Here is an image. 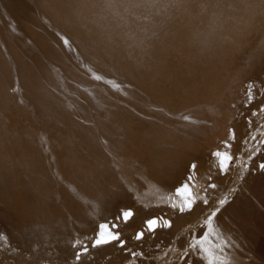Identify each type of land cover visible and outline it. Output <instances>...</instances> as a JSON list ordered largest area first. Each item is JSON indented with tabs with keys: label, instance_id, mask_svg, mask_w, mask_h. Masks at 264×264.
I'll use <instances>...</instances> for the list:
<instances>
[{
	"label": "rangeland",
	"instance_id": "1",
	"mask_svg": "<svg viewBox=\"0 0 264 264\" xmlns=\"http://www.w3.org/2000/svg\"><path fill=\"white\" fill-rule=\"evenodd\" d=\"M4 1H5V4H8L9 2H10L9 4H11V5L8 4L11 7V9L8 7L10 10L9 12H7L8 11L7 8L5 9ZM38 1L40 3L42 1V4H44V3L45 4L43 6H41V4L37 5V4H39V3H37ZM38 1L35 0L36 3H34L33 0H31V1H28V0L23 1L22 0V2H21V0H19V1L18 0L17 1L0 0V8H1L0 11L2 9H5V10L1 11L2 16L0 13V19L2 18L0 20V33H1L0 37H2V39L0 40V53H1L0 54V87L2 88V90H0L1 91L0 97L2 96L1 99L3 102V106L1 105L2 108L0 106V113L3 114L5 117L4 118L2 115H0V119L1 118L4 119V120L2 119L3 121L0 120V126H2L1 129L4 128V132L6 131L9 134L13 133V135L10 134L11 137H14L15 132H17L16 133L17 137H19V135H20V134L18 135V133H22L21 134L22 137H20V138L24 139L23 140L24 143H26L27 141L29 143L30 142L29 140H31V139L32 140L30 143H32L33 138H34V140H35L34 143H37V145H35V146H38L39 143L37 142V140L40 139L39 145L42 148L40 147L41 151L39 152V154L41 152L42 153L45 152L46 155L48 154V157L50 156L49 157L50 159L52 158V161H55V160L57 161V156L59 155L60 151L63 150V148H64V150H65V148H68L64 152H67L66 154L67 155L69 154V157H68V161H66L67 155H65V153L62 154L63 152L60 154V157L64 156V158L66 159V160H64L61 157L62 158L61 161L62 160L66 161V165H65V166H67L66 168L64 167V165L62 166V164H61L62 162H63V164H65L64 161L61 162L59 159H58L59 161H57L58 164H55V166H45V164H46L45 161L47 163L51 162V161L49 159L45 160V158H47V157H45L46 156L45 154H42L41 157L43 155L45 157V158L44 157L41 158L42 160L43 159L45 160L42 162L43 163L42 165H44V166H42V165L39 166L40 163L36 164L38 162H35V167H36V165H38L37 166L38 168L39 167L42 168V169L39 168L40 170H43V167L44 168L46 167L45 169H47V167H49V168L52 167L53 170H50L49 168H48V170L54 171L56 173V174H54V173L51 174L49 171L50 174L47 175L48 171L45 172L46 170L45 171L43 170L46 174L45 175L43 173V171L40 172L39 169H37L38 172H40V174H39L40 176H42V174H43V176H45V177L42 176L43 179L45 178L44 179L45 181H44L42 179V177H40L38 175V172L35 171L36 168L33 167L34 166L33 161H37V160L42 161L41 159L39 160V159L35 158L36 156L37 157L39 156L37 154L38 153L37 149L35 152L30 153L32 151L31 148L35 147L34 144H31L32 147H30V143L29 144L27 143L24 146V149H25V147L27 148L26 154L27 153L31 154V155L33 153H34V155L36 154L34 158H32L33 155H32V157L29 155L30 157H28V158L25 157V155H24L25 158H23V159L24 160L26 159L25 161L27 163L30 162V164H32V165H30V169L34 168V170H30L28 168L29 164H27L28 165L27 170L29 169L27 171L28 172L27 173L23 170V167L25 169L26 165L24 164L25 166H23V165L21 166V164H20L23 159L20 160V158H18L20 160L19 161L18 159L15 158V156L17 154L21 155L20 157H23V153H25L24 152L25 150L22 148L23 143L21 145H20V142H19V144H17L18 139H14L17 137L15 136L12 139L11 137L8 136L9 134H7V135L5 134L6 132L4 133V136L3 135L1 136V139H2L1 144L6 145L5 142L8 143V145H6V146L4 145L7 148L9 147V149L7 150L8 153L10 152V148H13V150L11 149L12 151L10 152L11 154L9 153V155L11 157V155L13 154L15 159H12V160H18V162H20L19 163L20 166H19V164L17 165V163H18L17 161H15L16 162V165H15L13 163L14 161L10 160L11 158L9 157V155H7L6 149L3 148V145H1L0 146L1 147L0 148V154H1V151L2 152L6 151L5 153L8 156L7 157L8 162H7V159H5L6 157H3V155L4 156H6V155L4 153H3V155L1 154L2 157H0V158H2V159L4 158L5 160L4 159L3 160L6 162L1 160L2 161V163H1V161H0V182H1L0 183V264H39V263L42 264V262L43 263L45 262L46 264H207V263L211 264L212 261L214 262V260H216L217 258H219V260L217 259V262L218 261L219 262H225L226 264H232L233 262H234L233 264H264V132H263L264 131V128H263L264 127V42H262V41H264L263 40L264 39V36H263L264 35V27L263 26L264 25L260 27V29H259L260 31H258V28H259L258 27L257 30H254L252 32V33L255 32L253 36L251 35L252 40L251 39L248 40L247 45L245 44L244 49L238 53L239 56L236 57L237 61L236 62L233 61V63L235 62V64H233V63H232L233 65L229 64L230 68L233 66V68H232L233 70L231 69L230 73H228L230 68L227 67L228 70H227V72L224 73L225 76L223 75L225 78L223 77V80H222L223 81L222 83L225 82V84H221L220 87L217 88V91H213L214 93L213 92H211V93L205 92V87L202 88L203 85H202V87H200L198 85V88L200 87L203 90L202 89L198 90L195 88V90H196L195 91L194 88H192L193 91H195V92H197V90H198V92H200V90H201L203 93H201V92L200 93H201V95L204 94L203 97L201 98L200 93H199V95L197 94L198 97H197V95L195 97H193V99L195 101L197 99L196 102H193L194 100L192 99V101H186L187 103L184 102L182 104V106H181V104H179L180 107L179 106L177 107L178 110L176 111L175 110L176 108L174 109V111L177 112L176 114H178V115L171 114V112L173 111L171 108H169V110H168L167 107L165 109V107H161L160 105H156L155 109L157 110V112L160 111L165 116L164 118H161V117H163V115L158 116L159 115L158 114V115L153 116V114L148 113L147 109L154 107V105H152L149 102H147V104H146V101H144L145 99L142 101V99L144 98L143 97L144 92H141V95H142L141 98L142 99L137 97V95H135L136 88H138L139 85L142 84V81L138 82L137 79H134L135 80L134 81L132 79H129V77L123 78L122 76L117 75L118 73H115L116 72L115 68H110V67H107L105 65H102V64H104V63H102L103 59L105 62H107L106 58L108 60H110V56L112 58L113 57L112 55L119 54V51H118L119 45L115 43L116 42L115 40H119V39H117V37L112 38L114 36V34H116V36H117L118 33H121V32H125V33H123L125 35H128L129 33H131V31H129V30H127V33H126V31H124L125 29H123V28L121 29L120 25H117L120 28H118L116 26L118 33H117V31L115 33V31L113 29V27L115 28L114 25H116L118 22H120L119 24H121V26L123 23V25L125 27H127L126 25H129L131 22H133V24H130L129 26H132L135 24V26L141 27L142 25H144L147 22H151V24H153L152 20L149 21L150 18L148 16H142V17H138V18L136 17L135 18L132 14L126 13L124 16V17H126V19L124 17H122V19L120 18L122 21L116 20V22H117L116 24H114V23H113L114 25L111 24V27L112 26L113 27L111 28V34L109 36V33H107V35H105L103 33L105 31L106 32L109 31L107 26H108V24L111 23V21L108 20V18H107L108 16H106V18L103 16L104 19L102 18V16L98 19L93 18L94 17V15H93L94 11L100 10L99 7H102V4L99 3V0L95 1L94 3L91 2V5L75 4L74 2H71L72 4L69 3V4H61L60 5L59 4L60 2L53 3V2H55V0H50V2H49V0H47V1L46 0H38ZM11 2H13V3L19 2L18 3L19 5L16 3L15 6H13V3H11ZM27 3H29L28 4L29 6L27 5ZM32 4H34V5L36 4L37 6H39L40 9H38L36 6L35 7L40 11L39 13L41 15H43V14L44 15L43 16L38 15V13H37L38 10L37 11L35 10L36 11L35 12L34 11L35 8L33 9L34 5H32ZM57 4H59V5H57ZM105 4L109 7V3H105ZM16 5H18V6H16ZM106 5H104L102 8H107ZM19 6H24V7L28 6V8H26V9H28V11L24 10L27 13H24V11L22 9H20ZM60 6H61V8H60ZM64 6H66V7H64ZM15 7H17L18 10L20 9L19 10L20 12L16 13V16L19 19L22 18V20L20 19V21H22L21 25L24 24L22 27H25L24 29L27 30V33L25 32V35H24V33H23V35L21 33L20 34L18 33V32H22L23 30L21 31L20 28H18V26H16V24H15L16 22L14 21V19L11 18L12 15H10V13H13V12H11V10H12V8L16 9ZM24 7H23V9H25ZM72 7H76V8H72ZM47 8H49V9L51 8V9L49 10ZM43 9H44V11H43ZM51 10H54V11H51ZM63 10L67 11V14L66 13L63 14L64 13ZM45 11H48V12H45ZM21 12L24 14L19 15V13H21ZM69 12L72 15L70 14V16H67V15H69L68 14ZM4 13H5V15H4ZM26 14H27V16H25ZM51 14L53 16H51ZM46 15H48V16L46 17ZM63 15H65V16H63ZM3 16H6V18L5 17L3 18ZM8 16L10 17L9 19H8ZM28 16L31 17L32 21L29 19ZM23 17H26L27 20ZM41 17H43V19L46 18L49 23H47V21L45 20L46 21V24H45L44 20H42ZM65 17H66V19H65ZM127 18L130 19L128 21V22H130L129 24L127 22ZM10 19H13V20H10ZM52 19H53V21H52ZM62 19H64V20H62ZM94 19H95V21L96 20H99V21L98 22L94 21V23H93ZM49 20L52 21L51 22L52 24L48 26V24H50ZM89 20H90V22H88ZM111 20H112V18H111ZM123 20L127 24H124ZM146 20H147V22H146ZM11 21H12V23L13 22H15V23L12 24ZM42 21L44 22L45 26L43 25ZM58 21L60 24L57 23ZM62 21H64V23ZM91 21H92V23H91ZM100 21H103V22H100ZM106 21L109 23L107 24ZM113 21L115 22L114 19H113ZM35 23H36V25H35ZM61 23H62V25H61ZM100 23H102V24H100ZM1 24H3V25H1ZM14 24H15V26H13ZM58 24L60 26V29H59ZM66 24L68 25V27H65V26H67ZM46 25H47V27H46ZM5 26H7L6 27L7 29L5 28ZM8 26L10 29L8 28ZM27 26H29V28ZM75 26L78 28V30H83V29L85 30V27H86V30L83 33L85 35L78 37V40L79 39L81 40V38H82L83 48L86 47L91 42L92 43L97 42L96 38H98V35L100 36L103 33L102 43L104 41V43H106V44L103 43L102 46H106L108 48L107 49L104 47L107 50L106 51L107 53L109 52V50L113 49L114 45L116 44L115 49L111 50L110 51L111 53L109 52V54H112V55L109 56V54H108L107 57L105 56L106 58L105 57L103 58L102 57L103 54H101V52L105 51L104 48H103V50H101V52H99V53L93 52L92 54H94V53L95 54L90 55L91 53L89 51H94L93 49H95L96 46H95V48H91V49L86 48V50H84L85 48L84 49L83 48H77L75 46H73V48H70V47H72V45H70L68 47L66 44L67 43L66 36H69L70 31L72 30V28L74 30ZM93 26H94V28H93ZM96 26H98V27H96ZM49 27L53 28V30L55 29V31L58 29V32L57 31L56 32L59 33L61 37H59V39L55 38V37H58L59 34L57 36L56 32L52 33L53 30H51ZM61 27L63 28V30L65 29L66 31L65 30L63 31L61 29ZM154 27H156V23L153 24V28ZM46 28L48 30H46ZM90 28H91V30H90ZM95 28L97 30H95ZM13 29H16L17 32ZM49 29H50V31H49ZM112 29H113V31H112ZM118 29H120L121 32H119ZM12 30H13L12 34L13 35L15 34L14 38L12 37L13 35L10 36V32ZM67 30H69V31H67ZM73 30H72V32H73ZM14 31H15V33H14ZM60 31H61V33H60ZM256 31H258L257 33L259 34V36L256 33ZM94 32L96 34H94ZM113 32H114V34H112ZM50 34L56 35V36L54 35V39ZM74 34H75V30H74ZM86 34H87V36H86ZM89 35H91L92 37H90ZM104 35L106 37H108V38H106L107 40L106 39L104 40V38H105ZM120 35L122 37L126 38V36L125 35L123 36L122 33ZM130 35H128V36H130ZM15 36H16V38H15ZM48 36H49V38H48ZM62 36H64V37H62ZM27 37L28 38L31 37L30 39H32V40H30V39L28 40ZM87 37H89V39ZM110 37H111V40H109V42L110 41L111 42L110 43L105 42V41H108V39H110ZM122 37L120 38V36H119L120 39H123ZM5 38H6V40H5ZM41 38H43V39L41 40ZM51 38H52V40H51ZM60 38H62L63 40ZM90 38L95 39V40L93 41ZM154 38H156L155 41L161 40V37L158 36V34ZM261 38H263V39H261ZM19 39H21V41ZM100 39H102V38L99 37V40ZM259 39H261L262 41L259 42L260 41ZM2 40L5 42V44L4 43L3 44L6 46V48L8 47L7 49L5 48V46H3L2 42H1ZM57 40H59L60 43L62 42L64 44L59 45V41L57 42ZM86 40H87V42H84ZM112 40H114L115 42H113ZM18 41L23 42V44L18 42ZM6 42H8V43H6ZM38 42H39V44L42 43L41 46H43L44 44L46 45V46L44 45L43 47L40 46V50H41L40 52L43 53L45 57L41 53H38V50H36V48H35L36 46H38ZM72 42H74V41L72 40ZM82 42L80 41L81 44H82ZM98 42H99V46H98V50H99L102 46L100 47L101 41H98ZM255 42H256V44H255ZM33 43L35 44V46ZM24 44L26 46L25 47L26 49L21 48ZM258 44L261 47L258 46ZM64 45L66 46L65 48H67L68 50L63 48ZM110 46H111V48H110ZM258 47H260V48H258ZM44 48H45V51L47 49L46 52L44 51ZM74 48H76L78 50H76ZM12 49H14V50H12ZM72 49H74L75 52H73ZM247 49H248V51H247ZM5 50L8 51V53H6ZM66 50H67V52L72 50L71 53L73 52V53H75V55L78 54L75 56L73 53H72L73 54L72 55L69 52V56H73L70 58L74 62L76 59H77L76 62L80 59L79 62H77V66L79 64V67H80V64L82 62H86L85 63L86 66H84V64L82 63L81 69L79 67L76 68V65H75L76 63L74 64L72 62V60L69 59V57H66V56H68L67 52L65 53ZM83 50H84V52H81ZM96 50H97V48H96ZM116 50L118 52H115ZM119 50H121V49H119ZM9 51L11 53V56H7V54H10ZM53 51L54 52L56 51V52L54 53ZM77 51H80V52H77ZM28 52H29V54H28L29 57H27L26 56L27 54H25ZM86 52H89V54ZM48 53H50V55H48ZM52 53H54V54H52ZM120 53H121V51H120ZM23 54L25 55V57ZM51 54L54 55L55 58L57 56V58L55 59L54 57H52ZM106 54H104V55H106ZM87 55L89 57L92 56L91 58L94 57V59L96 56L100 57V55H102L101 57L103 59L100 57L101 59L99 60V57L98 58L96 57L98 64H100L99 62H101V65L103 67L105 66L109 70L112 69V71L108 70L109 73L105 71L107 74L103 70L104 75L113 74L112 75L113 77L116 75L118 77H120V78H118L119 81H121V78H122V80H125V83H123L124 81H121V83H123L122 85L125 86V89H123V90L125 93L127 92L126 93L127 96H130L132 98L126 97V94H124L122 92H121L122 93L121 94L119 91H118L119 92L118 93L119 98H118V96H114V94L117 95L116 94L117 91L114 92L115 91L114 88L116 86L118 87V90H120L122 88V86L120 87L121 84L118 83L119 81H118L117 77H114L115 79H113V78H110L111 76L109 75L110 77L107 76L108 77L107 78L103 74H101V75L104 76L105 78L101 77L100 72L102 73V71L99 70V68H102V69H105V68H103L102 66H100L98 64H95V63H97L95 61L96 59L95 60L92 59L94 61L91 60V62H94V63H92L93 65H98L95 67H99L98 70L100 72L96 71V73H92L95 70L94 69L95 67L92 65L94 70L91 69V66L89 65V64H91V62H88V60L84 58V56L86 57ZM156 55L157 54H154V56L152 55L151 57H149L150 59H148L147 63L150 61L152 62L153 61L152 59H154V62H155L154 57ZM30 56L33 59L30 58ZM35 56H37V57H35ZM48 56L50 59L46 58ZM79 56L80 57L82 56L81 58L83 61L81 60V58ZM88 56H87V58H88ZM10 57H11L12 62H13L12 58H14L15 62L17 63L16 64L17 69L12 68L14 62L12 63V65L10 62H8V61H10ZM58 57L60 59H58ZM61 58H62V60H64V64H61L62 62L59 63V61H62ZM91 58H88V59H91ZM67 59L69 62L70 61L71 62L70 63L67 62ZM84 59L86 61H84ZM55 60L56 61L59 60V61L56 62ZM80 61H82V62L80 63ZM87 62H88V64H87ZM3 63L5 65H3ZM50 63H52V64H50ZM53 63L55 65H53ZM56 63L59 64V66L61 64L63 69L65 68L66 71H68L69 68L74 70V71L72 72L69 70V73L68 72L66 73L65 69L62 70V68L59 67ZM71 63L74 65H71ZM213 63H215V62H213ZM236 63H237V65H236ZM48 64L50 66L52 65L51 67L55 70L58 68L59 71L57 70V72L56 71H55V73L53 72L54 75L50 76L51 72L54 70L52 68H50L51 71H49V68H48L49 65ZM217 64H219V63L217 62ZM220 64H222V63H220ZM56 66H58V67L56 68ZM66 66H67V68H66ZM87 66L88 67L90 66L89 67L90 69ZM221 66L218 65V68H220ZM224 66L225 65L223 62V67ZM14 67H15V64H14ZM37 67H38V70H37ZM73 67L76 68V71H75V68H73ZM83 67H87V68H84L86 72L82 70ZM112 67H115V65H113ZM223 67H221V68H223ZM113 69L115 70V72ZM16 70H17L16 73L19 74L18 75L19 77H16V78H18V79L20 78L19 81H20V84L22 85L23 88L21 86H18L17 83H15L16 78H14V77L17 76V75H15ZM60 70H62V72ZM81 70L83 73L79 72ZM46 71H48V73ZM63 71L66 73V75ZM89 71H90V73L93 74V76H92V74H90L91 76H89L88 78H91V79L93 78V80H94V78L99 79V80L95 79L96 81L94 80L96 82L95 84L93 81H92L93 83H91L90 82L91 80L89 79L91 86H88V85H90L89 83L84 84V82H82L83 79H85V77H87L89 75V73L87 75V72H89ZM40 72H44V73L40 74ZM45 72L47 75L45 74ZM59 72L62 73V75ZM77 72H79L81 74V78L78 76V75H80L79 73L77 75ZM57 73L59 75H55ZM2 74H3V78H2ZM36 74H37L38 78L36 76L34 77V75H36ZM44 74H45V76H47V78L44 77ZM67 74H69L71 77ZM75 74L77 76H75ZM83 74H85V76H83ZM198 74L200 75L201 73H198ZM39 75H40V77H43L44 79L46 78V80L47 79L50 80V82L46 81L42 78H41L42 79L41 80L39 78ZM63 75L66 77L69 76V77H67V79L69 78V81L63 77V79H65L66 82L68 81L67 83L64 80H62V78H60ZM72 75L75 77H73ZM95 75H96V77H95ZM195 75L197 76V73ZM230 76L232 78H230ZM34 78H35V80L36 79H38V80L35 81ZM50 78H52V79H50ZM53 78H55L57 80H61V81H58V84H57L56 80H55L56 82L52 81V80H54ZM58 78H60V79H58ZM71 78H73V80ZM74 78H76V79L78 78L80 80L79 81L77 79L79 81L78 83H83L84 86H82L81 84H76L77 80H74ZM88 78H86L84 81L85 82H86V80L88 81ZM106 78H107V80H106ZM226 78H229V79L227 80ZM224 79H226V80H224ZM4 80H6V82ZM39 80H41L42 82L40 81V83H39ZM70 80H72L74 82H71ZM115 80H117L118 82ZM131 80L134 82H132ZM146 80H148L149 82L152 81L151 79H150L151 81L149 79H146ZM146 80L143 81V84H144V82H146ZM153 80H155V79H153ZM7 81H8V83H7ZM97 81L98 82L100 81V85ZM108 81H110V82H108ZM112 81H115V84H116V82L118 84H116V86L114 87L115 84L114 85L110 84V83H112ZM126 81L128 82V84H130L129 86H132L130 89H129V86L127 85ZM129 81L132 83H130ZM46 82H48V84H51V82L52 83L55 82L56 85L54 84V86L53 85L48 86V84ZM104 82H107L110 86L112 85V87L108 88L109 86L107 85L108 86L107 87L106 86L107 83H104ZM62 83H65V86ZM73 83L76 85L74 86ZM102 83L105 84V86L108 89L113 88V90L111 89L112 91L110 90V92H109L108 89L102 88V87H105ZM30 84H32L33 86L31 85L32 86L31 87ZM66 84H69V85H66ZM132 84L135 85L136 87H134ZM136 84H138V85H136ZM12 85H13V88H15V87H17V88L21 87L22 88V89L20 88L21 91L20 90L18 91L16 89L14 90V92L18 91V93H20V94H18L17 92L15 93L16 94L15 96L17 98L26 96L28 99L23 98L22 100H25V101L27 100L26 103H31V101H32V103L27 106L26 103L22 104V102H25V101H22L21 98L18 100L15 96H13L14 93H13V90H11V89H13ZM57 85H59V86L61 85V86L60 87L58 86L59 88H57ZM62 85H63V87H62ZM85 85H87L88 87ZM55 86H56V93H55V88H54ZM126 86H128V88H127L128 91H125ZM37 87H39V88H37ZM49 87H51V88H49ZM86 87L89 89V91H91L92 95L95 94V96L90 95L89 94L90 92L86 90ZM47 88L49 90H52V92L47 91L48 90ZM61 88H63L64 90L63 89L59 90ZM95 88H97V90ZM133 88H134V90H133ZM37 89H39V91L42 90L41 91L42 95L39 91H38L39 96L37 95L38 94V92H36ZM78 89L82 90L84 93H82V91H79ZM22 90H24V92ZM72 90H74V91H72ZM123 90L121 89L120 91H123ZM218 90H220V92H218ZM71 92H72V94H71ZM99 92H100L101 97L98 98L96 96L97 95L100 96L98 94ZM111 92H114V94H111ZM2 93H4V94H2ZM8 93H10V97H9ZM50 93H52V94H50ZM54 93H55V95H54ZM85 93H86V96H85ZM87 93H88V95H87ZM96 93H97V95H96ZM11 94H12V96H11ZM17 94L21 95V96H17ZM22 94H24V95H22ZM214 94H216V96ZM52 95H54V96H52ZM104 95H106L107 98H105ZM133 95H135V96L133 97ZM55 96L56 97L58 96L56 103H54V101H56V98H54ZM62 96L66 97V98H64ZM210 96H212V97H210ZM12 97H15L16 99L12 98ZM29 97L32 98L31 101H30ZM39 97H41V98H39ZM69 97L74 98V99L76 97L77 98L74 100V99H69ZM120 97H122V98H120ZM135 97H136V99H134ZM63 98L65 100L66 99L67 100L65 101V100H63ZM87 98L88 99L90 98L89 101ZM125 98L127 99V101L128 100L129 101L127 102ZM137 98L140 99V100L138 99L139 102L137 101ZM199 98H200V100H202V99L203 100L200 101ZM12 99L13 100L15 99L16 101L17 100L20 101V103H21L20 109H19L20 103L17 101V103H19V105H18L16 103V101L15 100L13 101ZM38 99H39V101L43 102V103H41V106H39V108L37 107L40 103L38 101ZM48 99H49V101H48ZM50 99L52 102H50ZM9 100H10V102H9ZM71 100H73L74 102H72ZM79 100H81V101H79ZM131 100H133L134 103H139V104L135 105V104H133V102L132 103L130 102ZM35 101H37V102H35ZM58 101H60V102L58 103ZM33 102H34V104H33ZM62 102L65 104H67V102L68 103L72 102L73 105L75 106V108L72 107L73 106L72 103H71L72 106L70 104H68L69 106H71L70 108H66V105L64 104V106H63ZM79 102L81 104V107L79 106L80 105ZM189 102H191V103H189ZM214 102H215V104H214ZM225 102H226V105H225ZM228 102L232 105H230ZM36 103H37V106H36ZM44 103L47 104V106L46 105L45 106L47 107V109L49 108L48 110H50V112L52 110L54 111V112H51L48 120H50L51 115H53L52 120H50V121H53V120L56 121V119H58V121H56L57 123H55V121H54L55 125L52 122L49 123L50 121L49 122L47 121V116H49L48 114L50 112H47L48 110L46 109L45 106H43ZM52 103L55 105H59L60 106V107L58 106L59 109L61 107H63V108L58 110V107L55 105H52ZM74 103L75 104L77 103V105H75ZM82 103H84V107H83L84 109L82 108V105H83ZM218 103H220V104H218ZM0 104H2V103H0ZM9 104L11 105V107L9 108L7 106V108H6V105H9ZM24 104H26V106ZM121 104H124V105H121ZM189 104L192 106H190ZM32 105H34V106L32 107ZM204 105H205V108H204ZM233 105L235 107H233ZM4 106L7 109V112H6V110L5 111L3 110V113H2V109ZM29 106H31V107H29ZM35 106L38 109H36ZM141 106L144 107L143 110L141 109L142 108ZM226 106L228 107L227 108L228 110L230 108L229 111L227 109H225ZM40 107H43V108H41L42 112L39 110ZM44 107L46 109L45 110L46 113L45 112L43 113ZM129 107H131V108H129ZM79 108L82 109V110L80 109L81 112H79L80 110L78 111ZM121 108L123 109V111L121 110ZM136 108L137 109L140 108L142 110V112H141V110H139V109L137 110ZM21 109H22L23 113H22ZM17 110H19V112ZM72 110H74L75 113H76V111H78L79 114L82 115L83 117L80 116L78 113H76L78 115L77 116ZM126 110L129 111V113L127 112L128 115L126 113ZM134 110L136 112L139 111L140 113L139 112H137V113L132 112ZM145 110H147V111H145ZM184 110H186V111H184ZM197 110H199V112ZM225 110H226V112L228 111L229 113L227 114L226 112H224ZM8 111H9V113H8ZM57 111H58V113H57ZM59 111H67V113H68V111H69V113L71 111V114H69V113L68 114L63 113V114L68 116V117H66L64 115V117H66L67 119L68 118H69V120L72 119L71 121L74 122V125L71 124L70 122H67L66 121L67 119L65 120L64 117L62 116L63 114H61V112H59ZM190 111H193V112H190ZM210 111H211V113H210ZM124 112L126 113L125 115H123ZM181 112H183V113L180 114ZM188 112L192 113V115L195 117H192V115L189 114ZM194 112L196 114H194ZM35 113H38V115H39V113H43V114L39 115V117H41L42 120H40L38 115H36ZM52 113H55V114H52ZM144 113H146L147 116ZM185 113L187 115L189 114L190 116L189 115L187 116ZM223 113L224 114L226 113L225 115L227 118L224 116ZM5 114L8 115L9 120L7 119V115H5ZM83 114L87 115L88 117L87 116L85 117ZM90 114H92L91 117L94 115H98V116H96L97 118H95V116L92 117L95 119V120L93 119L95 121V123L92 122L93 121L92 118L89 117ZM142 114L145 115L146 117L143 116ZM179 114L181 116H179ZM208 114H210V115H208ZM9 115H11V116H9ZM150 115H152V118ZM184 115H185V117H184ZM54 116H56L57 118H55ZM69 116H72L71 119ZM149 116H150V118H149ZM218 116H220V117H218ZM261 116H263V119ZM78 117H80V119ZM104 117L108 120V122H109L108 124H107L106 119ZM158 117L161 118L163 123H162V121L159 120ZM213 117H215V118H213ZM18 118L21 120V122H22L21 118H23V122L19 123ZM76 118L78 121L82 120V123L80 122L81 126L78 123V121H76ZM102 118H103V120H102ZM153 118H155V119L153 120ZM203 118H206V121H208V122H206L205 120L202 121ZM212 118H213V121L210 120ZM218 118H219V121L217 120ZM229 118H230V120H229ZM249 118H251L252 121ZM12 119L14 121L16 120V122H18V128L21 131L15 130V129H17V126L15 128L11 127V126L17 125L16 122H14V124H13ZM43 119H46V120H43ZM62 119H64L65 122H67V123H64V125L68 124L67 127H66V125L64 126L65 129L66 128L72 129V127H74L72 130L75 132V136L73 135L74 132L72 130L69 131V129L66 130L65 133H61L62 131L64 132V129H62V127H63ZM104 119H105V122H102V121H104ZM192 119H193V121H192ZM260 119H261V121H260ZM99 120H102L101 121L102 123ZM156 120H158L157 123H156ZM198 120L200 122H198ZM222 120H224V121H222ZM240 120H242L243 122ZM8 121H11V122H8ZM41 121L45 122V123L43 124ZM46 121L48 122V124L46 123ZM59 121H61L62 124L58 123ZM121 121H122V123H121ZM217 121H218V123H217ZM146 122L149 123L148 125H153L151 123L155 122L157 124V126H154L151 128V126H148ZM168 122L172 125H170ZM204 122L207 124H205ZM212 122H214V123L212 124ZM239 122H241V123H239ZM11 123H12V125H11ZM83 123H84V125H89V128L87 126L86 129L89 131L90 134L92 133L91 135L87 133V130L82 125ZM103 123H104V125H103ZM197 123H202L203 126L200 125L202 128L199 127L197 125ZM237 123L240 125H238ZM243 123L244 124L247 123V124L243 125ZM249 123L250 124L252 123V125H250ZM59 124H60V126H59L60 128L54 127V126H58ZM70 124L73 126H71ZM92 124L93 125L96 124L94 126L97 127V130L94 126H93L94 128L92 127ZM111 124L113 125V127L111 126ZM140 124H143V125H141V127L143 126L144 129H140L141 128ZM194 124H196V125H194ZM220 124H222V125H220ZM30 125H34V126H30ZM102 125L104 127H107V128L109 126H111L112 129L109 128L110 130L109 131L107 130V132H108L107 133L104 131L105 128L101 127ZM138 125H139V127H138ZM180 125H181V127H180ZM8 126L10 128H12V130L14 128V132L13 131L11 132V129L8 130L7 129V128H9ZM39 126H40V128H39ZM167 126H169V127H167ZM190 126H192V127H190ZM218 126H219V129L221 128L220 130L218 129ZM30 127H31V129L29 130ZM46 127H48V128H46ZM51 127H54V128L51 129ZM75 127L78 129V132H76ZM91 127H92V129H94V131L96 130L95 131L96 133H94V131L91 129ZM184 127H186V129ZM204 127H206V128H204ZM246 127L248 128V130H246L247 129ZM257 127L260 129V131H259V129H257ZM21 128H23L24 131ZM114 128H116V131ZM150 128H151V130H149ZM261 128H263V129L261 130ZM6 129L10 132H8ZM45 129L47 132L45 131ZM54 129H59V130L61 129V131L58 132V135H56L57 132ZM90 129L93 132H90ZM100 129H102L105 133L100 132V131H102ZM179 129H181L182 132ZM207 129H210V130H207ZM222 129L225 131H222ZM146 130H147V132L145 133L144 131H146ZM186 130L190 131V132L187 133ZM196 130L198 132H196ZM1 131L3 133V130H1ZM41 131H42V133H40ZM67 131L70 132L72 136ZM79 131H80V134H79ZM123 131H124V134L127 133V134H125V136L123 135ZM150 131H152V134L150 133ZM165 131H168V132L165 133ZM169 131H170V133H169ZM28 132H30V134ZM31 132L35 135V137ZM35 132H37L38 136L36 135ZM43 132L46 135L48 134L46 136V138L48 137V140H49V137L53 136V134L56 138L60 135L59 137H61V139L60 138L57 139L59 148L62 146L61 147L62 149H60L59 153H57L59 150L58 146L55 147V144L53 145L54 147L51 146L49 144V141H47V139L45 138L44 135L40 136V134H43ZM54 132H56V133H54ZM262 132H263V134H262ZM156 133H159L162 135V137L160 136L161 140H160V137L155 138ZM238 133L240 134V136ZM65 134H67V137L69 136L70 138L65 139V136H66ZM101 134L104 137L106 136V138L104 140L101 139V138H103V136H100ZM110 134L114 136V138H115L114 142H113L114 139H112L113 137H111ZM128 134L130 136H132V135L133 136L130 137ZM149 134L152 137H148V136H150ZM261 134H262V136H261ZM76 135L78 136V138ZM88 135H90V136H88ZM92 135H93V137L98 135V137L96 136L94 139L92 137ZM144 135H146V136H144ZM188 135H190V136H188ZM195 135H196V137H195ZM212 135H217V136H212ZM24 136H25V138H23ZM27 136L28 137L30 136L31 138L29 137L28 138L29 140H27ZM54 136L52 137L54 139L51 138L53 140V143L57 142V140L55 139ZM108 136H110V137H108ZM122 136H123V139L121 138ZM141 136H143V138H141ZM225 136L227 137L226 139H225ZM236 136H238V138ZM91 137L94 139V142L92 141L93 139ZM107 137L110 138V140H112V142L110 140L107 141ZM163 137L165 138V142L163 141L164 140ZM211 137H213V139ZM20 138H19V140H22ZM63 138H64V144L66 143L65 146L61 145L63 143V141H62ZM98 138L101 141V143L104 146V149L106 151L101 150V148L103 149V147H101L102 145L101 146L99 145ZM153 138H155V140H154V142H151V140L153 141ZM162 138H163V140H162ZM234 138H236V139H234ZM247 138H248L249 142L246 141ZM251 138L252 139L255 138V139H253L254 141ZM9 139H12V140L9 141ZM42 139L47 141V142H45L43 140L44 145L42 143ZM89 139L93 143H90L91 141L89 142ZM117 139H119L118 142L116 141ZM216 139H217V141H216ZM14 140L15 141L17 140V143ZM52 140L50 142H52ZM72 140H73V143L71 142ZM105 140H106V142H105ZM85 141H86V143H85ZM161 141H163L164 143ZM251 141H252V143H251ZM9 142H11V143H9ZM69 142H71V143H69ZM104 142L106 144L108 143L107 144L108 146H106ZM166 142H168L169 145ZM235 142L236 143L239 142V143L236 144ZM12 143L15 147H13V145H11ZM67 143L71 144L73 147H71ZM188 143H190L189 147H188ZM95 144H97V146ZM176 144H179V145H176ZM242 144H243V146H242ZM247 144H249V145H247ZM10 145H11V147H10ZM26 145H28V147ZM90 145L92 148L90 147ZM173 145H176V146H173ZM183 145H184V147H183ZM250 145H251V147H250ZM19 146H21L22 150H20ZM48 146L49 147L51 146V147L48 148ZM74 146H76V147H74ZM94 146H96V147H94ZM185 146L188 148H186ZM223 146H225V147H223ZM16 147L19 150H16ZM29 147H30L31 151H29L30 149L28 150ZM107 147L108 148L110 147V148L108 149ZM164 147H165V151L163 152ZM2 148L5 150L3 151ZM51 148H53V149H51ZM55 148H58L56 150V153L54 151ZM75 148L79 152L76 154L77 155L76 157L74 156L75 154L73 155V152L72 153L70 152L72 150L76 151ZM79 148H81L82 150L81 149L79 150ZM112 148H113V150H112ZM159 148H160V150H159ZM251 148H252V150H254V152L251 150ZM95 149H97V150H95ZM155 149H156L157 153H156V151H154ZM15 150L17 152L13 153V151L15 152ZM27 150H28V152H27ZM67 150H70V151H67ZM248 150L251 151V152L249 151L250 153H252V152L253 153L250 155ZM18 151H19V153H20V151H23V153L21 152L22 154L21 153L19 154ZM81 151L84 153V155L86 154L85 151L88 152L89 155L93 152L96 154L98 153L99 155H97L96 159H86V160L80 161L81 157L83 156L82 154H80ZM69 152L71 153V155ZM103 152H104V154H103ZM158 152H160L162 154H160ZM178 152H179V154H178ZM105 153L107 154V156L105 155ZM100 154H101V156H100ZM214 154H217V155L215 156ZM222 154H225V155L228 154L226 156V161L224 159L220 160ZM240 154H243V155L240 156ZM245 154H247V155L245 156ZM239 156H240V158H239ZM29 158H31V160L32 159H35V160L28 162L27 160H30ZM54 158H56V159H54ZM58 158H59V156H58ZM70 158H73V159L70 160ZM211 158L214 160H212ZM243 158L244 159L246 158V159L243 160ZM248 158L250 159L249 161H248ZM208 159L210 161L212 160L213 162L211 161L212 163L209 164L208 162H210V161H208ZM262 159H263V161H260ZM24 160H23V163L25 162ZM69 160H70V162H69ZM201 160H203V161H201ZM242 160H243V162H242ZM56 161L53 163H57ZM11 162L14 165H12ZM67 162H69V164H67ZM217 162H218V164H217ZM5 163L7 165H5ZM8 164H9V167H8ZM49 164L51 165V163H48L47 165H49ZM10 165H12V166H10ZM57 165H58V167L61 166V167H59L62 170L60 172H63V170L65 171V169L71 168L72 171L74 170L73 171L74 173L71 174L72 171L69 172L70 169H68L69 171L65 172L67 175L63 172L65 174L64 175L63 173H60L58 171L60 169L56 168ZM6 166L9 169H5ZM18 166L21 169L20 171L21 172L23 171V174L27 173L26 174L27 177L25 175H23L22 173H19V175L17 174L18 180H16V178H13V177H16L15 176L16 172L19 171ZM72 166H74L75 169H73ZM96 166H97V169L95 171H93L92 173L91 172H88V173L85 172L87 167L95 168ZM105 166H106V168H105ZM79 167H82V168H79ZM236 167H237V170H236ZM17 168H18V170H17ZM80 169H82V170H80ZM218 169H220V170H218ZM204 170H206V171H204ZM2 171H4V172H2ZM29 171L30 172L34 171V174H36L35 172H37L36 176L38 175L37 177L38 178L40 177L41 179L37 180L38 178L35 175H33L32 173H30ZM75 171L78 173H75ZM81 171H83L86 176ZM200 171H203L204 173L203 172L200 173ZM219 171H222L221 174L219 173ZM80 173L82 175H80ZM234 173H236V175H234ZM28 174H30V176H28ZM60 174L63 177L60 176ZM75 174H77V175H75ZM141 174H143L144 176H142ZM199 174H200V176H199ZM237 174H239V175H237ZM72 175H74L72 178L69 177ZM23 176H25L27 179L29 178L27 181V184L25 181H23L24 179L26 180V178ZM46 176L48 177L47 181H46ZM75 176H76V178H75ZM82 176L84 179H81ZM123 176H124V178H123ZM235 176L236 177L238 176L237 179L235 178ZM30 177H33L32 178L33 181L30 179ZM125 177H126V180H124ZM200 177L202 179L204 178V181ZM20 178H22V179L20 180ZM146 178H148V180ZM242 179H243V181H242ZM30 180L33 182V184H32V182H30ZM36 180H37V182H35ZM82 180H85V181L83 182ZM149 180H152L151 183H154V185L151 184V185H153V187L150 184H148L150 186V187H148L147 181H149ZM199 180L201 182H198ZM38 181H40L42 183L41 187H45L43 185L44 184L43 182H45V185L47 182L49 183L50 186L48 185L47 187H45L47 191H45V190H44V192L42 191L43 189L39 187V185L41 183ZM128 181H131L133 183V184H131V182H129L132 186L133 185L135 186V184H136L137 186H135V187L137 189H139L138 190L139 192L135 193V191H133V193H134L133 194L131 191V190H133V187L131 188L130 185L127 184ZM145 181H146V183H145ZM12 182L14 184H10ZM21 182L25 186L23 185V187H22ZM86 182L87 183L90 182V183H89V185L85 184V186H84L83 184ZM186 182L190 183V184H187ZM241 182L242 183L244 182V183L242 184ZM35 183L37 185H35V187H34ZM245 183H246V188H250V189L244 188ZM145 184H146V187H145ZM180 184H182V185L185 184L189 187L191 186L192 192L195 193V195H196V197H195L196 201L193 203H190V204H193V206L188 205L186 202L183 203L184 201L183 200L181 201L179 199V198H181V196H178V195H180L181 193L178 192L179 190H176V189L182 188V185H180ZM156 185H158V186H156ZM192 185L194 188L192 187ZM26 186H30V187L26 188ZM178 186H181V187H178ZM151 187H152V190H151ZM154 187L159 189L155 193L158 194L157 192H159V197L161 196L159 198L160 200L157 199L158 195L155 194L156 195V197H155V195L153 193ZM162 187H164V188H162ZM35 188L37 190H35ZM49 188H50V190H49ZM23 189L26 190V193L24 192ZM137 189H136V191H137ZM140 189L141 190L144 189V191L146 190L145 191L146 193L143 191L146 195ZM22 190H23V192H22ZM39 190L41 192H39ZM147 190H149V192L152 193L154 197L152 196V194L149 195ZM155 190H157V189H155ZM35 191H37V193ZM140 191L142 192L143 195L148 196L149 199L152 197L150 199L151 202H149L150 200H148L147 199L148 197L146 198L145 196L144 197L146 200L144 201V198L142 197L143 195L140 194ZM163 191H164V193H162ZM175 191H176V193H178L177 195H176ZM48 192L50 193V195H48ZM168 192H169V197H171V198L168 199V197H166L167 199H165V200H166V202L168 201V203H166L163 201L165 197L162 198V195L167 196ZM161 193H162V195H161ZM42 194H43V197H42ZM136 194H137V197H138V195H140L143 198L142 200H139V203H141V206L137 202V200L141 199V197L139 196V198L136 199V197H135ZM5 195H6V197H5ZM10 195L12 197H14L13 200H12ZM46 196L49 200L47 198H45ZM174 196L178 197V199H177V197H176V199H177L179 204L181 201L180 205L179 204L177 205V202L175 201L176 199L174 201H172ZM38 197L40 198L39 200H38ZM42 198H43V201L45 199L48 201H44L45 203H43ZM155 198H156V200H154ZM52 200L55 202H52ZM147 200H148V202H146ZM140 201H142V202H140ZM169 201H172V203H170ZM33 202H34L35 206L31 205V204H33ZM174 202H176V203H174ZM40 203H41V206H40L41 209L36 207V206L40 205ZM57 203L59 206L57 205ZM184 204H187V205L185 206ZM31 206H33V207H31ZM187 206H189L191 208H188ZM196 206L199 208H197V210L195 211L194 209ZM131 207L134 208L133 209L134 211L132 212L131 216L128 218H124V216H123L124 211L128 210V209H132ZM183 207H185V208H183ZM31 208L34 210H32ZM35 208L38 210L40 209L41 211L36 212L37 210ZM45 209H47V212L48 213L50 212V213L43 215V214H45L43 212H46V211H44ZM52 209L55 211H53ZM122 216H123V218H122ZM151 216H157L160 220V224L157 225L156 227H148L147 226V219ZM195 216H197V217H195ZM175 217L178 218V219L176 218V221H175ZM167 218L170 219L171 222L167 223ZM193 218H194V221H192ZM202 218H203V220H202ZM213 220H216L217 223L218 222L220 223V221H221L220 225L221 224L222 225L220 227L218 226V228H217L216 224H214L215 221L213 222ZM172 221L175 223L177 222L175 224L176 226L174 225V228L172 227V225L174 224ZM204 221H205V223L206 222L207 223L206 224L203 223ZM107 222L110 225V227L114 231H116V233H117L116 239L112 243L110 242V243H105V244L100 245L99 241H97V236H99L100 229H101L100 227L102 226V224L107 223ZM208 223L209 224L211 223L210 224L211 226H209ZM219 223L217 225H219ZM173 229H175L176 231ZM142 230H143V234L138 235V233ZM210 230H212V231L210 232ZM225 234H227V235H225ZM224 235H225V237H224ZM228 237H230L231 239ZM212 238L215 240H212ZM218 238H219V240H218ZM226 238L228 240H230L229 242L227 241L225 244L226 249H227V251L229 250L228 252L233 253L234 257L233 256L230 257V255H232L230 253H229L230 255L229 254H223V256H220V254L218 253L220 251H221L220 253H222V251L224 253L227 252V251L226 252L224 251V249H223V248H225L224 242H222V240L225 241L224 239H226ZM233 239L236 242L235 244L233 242ZM202 242H204V244ZM227 243H230V244H227ZM106 244H108L109 246H104ZM219 244H220V247L222 245V247H223V248L221 247L222 250L219 248ZM204 245H206V246H204ZM213 245H214V248H213ZM230 245H232V246L230 247ZM236 245H237V248L235 247ZM215 246H216V250H215L216 252L211 253V251H213V249H215ZM233 246L236 249H234ZM206 248L207 249L209 248L211 250H209V249L206 250ZM218 249H219V251H218ZM203 251L204 252L206 251V253H204ZM238 251H240V252H238ZM228 256H229V258H228ZM232 257L234 259L236 258L237 260H234ZM214 258H216V259H214ZM230 258H231V260H230ZM39 259L41 260V262L39 261ZM212 259H214V260H212ZM61 260H63V261H61ZM213 264H216V263H213Z\"/></svg>",
	"mask_w": 264,
	"mask_h": 264
},
{
	"label": "bare ground",
	"instance_id": "2",
	"mask_svg": "<svg viewBox=\"0 0 264 264\" xmlns=\"http://www.w3.org/2000/svg\"><path fill=\"white\" fill-rule=\"evenodd\" d=\"M14 1H17V0H14ZM19 1V0H18ZM24 1V0H23ZM27 1V0H26ZM28 1H31V0H28ZM34 1V3H36L35 2V0H33ZM36 1H38V0H36ZM47 1V0H46ZM95 1H98V0H55V2H53V3H58V2H60L59 4L61 5V4H69V3H71V2H74L75 4H85V5H91V2H95ZM21 2H22V0H21ZM49 2H50V0H49ZM62 2V3H61ZM10 3V2H9ZM8 3V4H9ZM11 3H13V2H11ZM17 2H15V3H13V6H15V4H16ZM19 3V2H18ZM17 3V4H18ZM30 3V2H29ZM29 3H27V5L29 4ZM32 3V2H31ZM37 3H39V4H37V5H40L41 4V6H43L44 4H42V1H41V3L38 1ZM99 3L100 4H102V7L104 6V5H106L105 3H109V7L107 6V8H102V7H99V9L100 10H96V11H94V13H93V15H94V17L93 18H96V19H98V18H100L101 16H102V18H103V16L106 18V16H108L107 18H108V20L109 21H111V23L110 24H108L109 22H107L106 21V23L108 24V30L110 31H108V32H106L105 30V32H103L105 35H107V33H109V36H110V34H111V28L113 27H111V24H116L117 22H116V20H120V21H122L121 19H122V17H124L125 16V14L126 13H128V14H132L135 18L137 17H142V16H148L149 18H150V20L149 21H151L152 20V23L153 24H155L156 23V27H154L153 28V24H151V22H147V20H146V22L147 23H145L144 25H142L141 27L140 26H135V24L134 25H132V26H129L130 24H133V22H128L130 19H128L127 18V22H128V24L129 25H126L127 27H125L124 25H123V23H122V26H121V24H119L120 22H118L116 25H114L115 26V28L113 27V29H114V31H115V33H116V31H117V29H116V26L117 25H120V27H121V29L123 28V29H125L124 31H126V33H127V30H129V31H131V33H129L128 35H130V36H128V35H125V34H123V33H125V32H121L120 31V29H118L119 30V32H121L122 33V35L124 36H126V38H124V37H122L120 34L121 33H118V31H117V33H118V35L116 36V34H114V32L112 33V34H114V36L112 37V38H114V37H117V39H119V40H112L113 42H115L116 44H118L119 45V49H121V50H119L118 49V51H119V54H114V55H112V54H109V52L111 51V50H113V49H115V45H114V47H113V49H111V50H109V52L107 53L106 51V49L105 48H107L106 46H102L103 45V43H104V41H103V43H102V40H103V37H102V35H103V33L99 36L98 35V38H96L97 40V42H94V43H87L88 45L86 46V47H84L83 48V42H82V38H81V42H82V44L80 43V41L78 40V37L79 36H82V35H85V34H83L84 33V31L86 30V27H85V30L83 29V30H78V28L75 26V34H74V30H73V28H72V30H73V32H72V30L70 31V33H69V36H66V40H67V46L69 47L70 45H72V47H70V48H73V46H75V47H77V48H83L84 50H86V48L87 49H91V48H95V46H96V48H97V50H96V48L95 49H93L94 51H89L91 54L90 55H94L96 52H101V50H103V48L105 49V51L102 53L101 52V54H103V56L102 55H100V57L102 56L103 58L106 56H108V54H109V56L110 55H112L113 57L111 58V56H110V60H108L106 57V61L107 62H105L104 61V59H103V61H102V63H104V64H102V65H105V66H107V67H110V68H115L116 69V72H115V70H114V72L115 73H118L117 75H119V76H122L123 78H125V77H129V79H132V80H134V79H137V81L138 82H140V81H142V84L141 85H139V87L138 88H136V92H135V95H137V97H139V98H141L142 97V95H141V92H144V94H143V99H142V101L144 100V101H146V104H147V102H149V103H151L152 105H154V107H151V108H149V109H147L148 110V113H150V114H153V116L154 115H158V116H161V115H163L160 111L159 112H157V110L155 109V106L156 105H160L161 107H165V109H166V107H167V109L169 110V108H171L172 110V112H171V114H176L177 112H175L174 111V109L177 111L178 110V106H179V104H181V106H182V104L184 103V102H186V101H192V99H193V97H195L197 94L199 95V93L201 92V93H203L201 90H200V92H198V90L199 89H202V88H204L205 87V92H209V93H211V92H213V91H217V88L218 87H220V85L221 84H225V82L224 83H222L223 81V77L225 76L224 75V73L225 72H227V70H228V68L227 67H229V64H232L233 63V61H237L236 60V57L237 56H239V52H241L243 49H244V47H245V44L247 45V41L248 40H250L251 39V35L253 36L254 35V33H252L254 30H257V28H258V31H260L259 29H260V27L261 26H263L264 25V0H99ZM5 4V1H4V5H5V9L7 8V12H9L10 10H9V8L11 9V7L9 6V5H11V4ZM59 4H57V5H59ZM72 4V3H71ZM2 5V4H1ZM19 5V4H18ZM18 5H16V6H18ZM26 5V4H25ZM32 5H34V4H32ZM36 4L33 6V9H34V11L36 10H38V9H40L39 8V6H37ZM48 5V4H47ZM29 6V5H28ZM28 6L27 7H24V6H19V8L20 9H22L23 11L24 10H27L28 11V9H26V8H28ZM38 8H36V7ZM78 6V5H77ZM96 6V5H95ZM9 7V8H8ZM23 7L25 8V9H23ZM59 7V6H58ZM64 7H66V6H64ZM16 9H13L12 8V10H11V12H13V13H10V15H12V17L11 18H13L14 19V21L16 22H13V23H15L16 24V26H18V28H20V30L22 31V32H18L19 34L21 33L22 35H23V33H24V35H25V32L27 33V30L26 29H24L25 27H22L24 24H22L21 25V22L22 21H20V19L22 20V18H18L17 16H16V13H18V12H20L19 10H18V8L17 7H15ZM43 8V7H42ZM45 8V7H44ZM60 8H61V6H60ZM63 8V7H62ZM72 8H76V7H72ZM1 9V8H0ZM5 9H2V10H5ZM47 9H49V8H47ZM46 9V10H47ZM51 9V8H50ZM49 9V10H50ZM58 9V8H57ZM65 9V8H64ZM70 9V8H69ZM1 10V11H2ZM30 10V9H29ZM48 10V11H49ZM62 10V9H61ZM74 10V9H73ZM80 10V9H79ZM89 10V9H88ZM95 10V9H94ZM104 10V11H103ZM1 11H0V13H1ZM16 11V12H15ZM35 11V12H36ZM43 11H44V9H43ZM48 11H45V12H48ZM51 11H54V10H51ZM50 11V12H51ZM60 11V10H59ZM58 11V12H59ZM64 11V13L63 14H67V11H65V10H63ZM4 12V11H3ZM6 12V13H7ZM40 11L38 10L37 11V13H38V15H40V16H43V15H41L40 13H39ZM57 12V11H56ZM75 12V11H74ZM85 12V11H84ZM87 12V11H86ZM24 13H27V12H25L24 11ZM24 13H19V15L20 14H24ZM55 13V12H54ZM9 14V13H8ZM60 14V13H59ZM69 15H67V16H70V12L68 13ZM74 14V13H73ZM4 15H5V13H4ZM18 15V14H17ZM72 15V14H71ZM1 16H2V13H1ZM25 16H27V14L25 15ZM48 15H46V17H47ZM51 16H53L52 14H51ZM63 16H65V15H63ZM6 18V16H3V18ZM29 17V16H28ZM45 17V16H44ZM56 17V16H55ZM58 17V16H57ZM88 17V16H87ZM132 17V16H131ZM10 17L8 16V19H9ZM23 18H25L26 20H27V18L26 17H23ZM42 18V20H44V22H45V24H46V21H47V19L46 18H44L43 19V17H41ZM51 18V17H50ZM54 18V17H53ZM63 18V17H62ZM111 18H112V20H111ZM121 18V19H120ZM125 19H126V17H124ZM134 18V19H135ZM2 19V18H1ZM0 19V20H1ZM13 19H10V20H13ZM29 19L31 20V17H29ZM55 19V18H54ZM57 19V18H56ZM65 19H66V17H65ZM104 19V18H103ZM113 19L115 20V22L113 21ZM142 19V18H141ZM25 20V21H26ZM29 20V21H30ZM46 20V21H45ZM51 20V19H50ZM49 20V21H50ZM62 20H64V19H62ZM32 21V20H31ZM30 21V22H31ZM52 21H53V19H52ZM52 21H50V24H48V26L49 25H51L52 23ZM55 21V20H54ZM57 21V20H56ZM60 21V20H59ZM59 21L57 22V23H59ZM66 21V20H65ZM94 21H95V19L93 20V23H94ZM97 22L99 21V20H96ZM95 21V22H96ZM7 22V21H6ZM29 22V23H30ZM34 22V21H33ZM43 22V21H42ZM44 22H43V25H44ZM63 23H64V21H62ZM85 22V21H84ZM88 22H90V20L88 21ZM100 22H103V21H100ZM123 22H124V24H127V23H125V21L123 20ZM135 22V21H134ZM2 23V22H1ZM11 23H12V21H11ZM12 23V24H13ZM47 23H49L48 21H47ZM54 23V22H53ZM67 23V22H66ZM91 23H92V21H91ZM140 23V22H139ZM15 24L13 25V26H15ZM32 24V23H31ZM56 24V23H55ZM54 24V25H55ZM60 24V23H59ZM59 24H58V26H59ZM74 24V23H73ZM88 24V23H87ZM100 24H102V23H100ZM99 24V25H100ZM138 24V23H137ZM1 25H3V24H1ZM34 25V24H33ZM35 25H36V23H35ZM61 25H62V23H61ZM67 25V24H66ZM94 25V24H93ZM152 25V26H151ZM45 26V25H44ZM71 26V25H70ZM87 26V25H86ZM91 26V25H90ZM7 26H5V28H6ZM28 28H29V26H27ZM46 27H47V25H46ZM63 27V26H62ZM61 27V29L63 30V28ZM65 27H68V25L67 26H65ZM83 27V26H82ZM89 27V26H88ZM96 27H98V26H96ZM118 28H120L119 26H117ZM264 27V26H263ZM8 28H9V26H8ZM50 28V27H49ZM71 28V27H70ZM93 28H94V26H93ZM105 28V27H104ZM7 29V28H6ZM10 29V28H9ZM32 29V28H31ZM34 29V28H33ZM39 29V28H38ZM51 30H53V28H50ZM50 29H49V31H50ZM59 29H60V26H59ZM67 29V28H66ZM82 29V28H81ZM113 29H112V31H113ZM13 30H15L16 31V29H13ZM13 30L10 32V36L11 35H13L12 34V32H13ZM46 30H48L47 28H46ZM45 30V31H46ZM65 30V29H64ZM63 30V31H64ZM70 30V29H69ZM69 30H67V31H69ZM90 30H91V28H90ZM95 30H97L96 28H95ZM10 31V30H9ZM15 31H14V33H15ZM43 31V30H42ZM57 32H58V29L56 30ZM55 31V29L53 30V32L52 33H54V32H56ZM66 31V30H65ZM258 31H256V33L258 32ZM263 31V30H262ZM261 31V32H262ZM17 32V31H16ZM56 32V33H57ZM88 32V31H87ZM97 32V31H96ZM34 33V32H33ZM46 33V32H45ZM50 33V32H49ZM60 33H61V31H60ZM91 33V32H90ZM93 33V32H92ZM263 33V32H262ZM1 34V33H0ZM30 34V33H29ZM28 34V35H29ZM35 34V33H34ZM58 34L59 33H57L56 35L58 36ZM67 34V33H66ZM94 34H96L95 32H94ZM158 34V36H160L161 37V40L160 41H155L156 40V38H154V37H156V35ZM258 34V33H257ZM15 35V34H14ZM14 35L12 36L13 38H14ZM21 35V36H22ZM27 35V34H26ZM33 35V34H32ZM46 35V34H45ZM52 37H53V39H54V35H52V34H50ZM55 35V36H56ZM93 35V34H92ZM104 35V40L106 39V38H108V37H106ZM41 36V35H40ZM65 36V35H64ZM64 36H62V37H64ZM86 36H87V34H86ZM90 37H92L91 35H89ZM119 36H120V38L122 37L123 39H120L119 38ZM128 36V37H127ZM258 36H259V34H258ZM264 36V35H263ZM8 37V36H7ZM59 37H61L60 36V34H59V36L58 37H55V38H58L59 39ZM99 37L100 38H102V39H100L99 40ZM111 37H110V39H108V41H105V42H109V40H111ZM15 38H16V36H15ZM18 38V37H17ZM28 38V37H27ZM31 38V37H30ZM30 38H28V40L30 39ZM48 38H49V36H48ZM88 39H89V37H87ZM94 38V37H93ZM2 39V37H0V40ZM35 39V38H34ZM43 38H41V40H42ZM45 39V38H44ZM60 39H62V38H60ZM65 39V38H64ZM74 41V42H72V40ZM91 39V38H90ZM261 39H263V38H261ZM261 39H259L260 41L259 42H261L262 40ZM5 40H6V38H5ZM20 41H21V39H19ZM30 40H32V39H30ZM40 40V41H41ZM51 40H52V38H51ZM63 40V39H62ZM91 40H95V39H91ZM107 40V39H106ZM252 40V39H251ZM264 40V39H263ZM17 41V40H16ZM20 41H18V42H20ZM39 41V42H40ZM59 40H57V42H58ZM98 41H101L100 43V51L98 50V46H99V42ZM2 42V44L4 43L5 44V42L2 40L1 41ZM29 42V41H28ZM39 42H38V46H36L35 48H36V50H38V53H41L40 51V46H41V44H39ZM55 42V41H54ZM65 42V41H64ZM84 42H87V40L86 41H84ZM89 42V41H88ZM111 42V41H110ZM109 42V43H110ZM251 42V41H250ZM262 42H264V41H262ZM6 43H8V42H6ZM20 43H22L23 44V42H20ZM32 43V42H31ZM56 43V42H55ZM3 44V46H5ZM34 44V43H33ZM62 45V44H64V43H60V41H59V45ZM65 44V45H66ZM86 44V43H85ZM91 44V45H90ZM104 44H106V43H104ZM255 44H256V42H255ZM19 45V44H18ZM37 45V44H36ZM45 45V44H44ZM43 45V46H44ZM64 45V49H67V48H65L66 46ZM113 45V44H112ZM111 45V46H112ZM117 45V46H118ZM251 45V44H250ZM24 46V47H23ZM21 48H23V49H26L25 47V44L23 45ZM34 46H35V44H34ZM43 46H41V47H43ZM46 46V45H45ZM51 46V45H50ZM58 46V45H57ZM108 46V45H107ZM111 46H110V48H111ZM258 46H260L259 44H258ZM121 47V48H120ZM249 47V46H248ZM261 47V46H260ZM260 47H258V48H260ZM4 48V47H3ZM5 48H6V46H5ZM4 48V49H5ZM8 48V47H7ZM6 48V49H7ZM62 48V49H63ZM252 48V47H251ZM63 49V50H64ZM74 49H76V48H74ZM74 49H72L73 50V52H75V50ZM108 49V48H107ZM12 50H14V49H12ZM54 50V49H53ZM68 50V49H67ZM67 50L65 51V53L67 52ZM72 50H70L69 52H70V54H72L71 53V51ZM76 50H78V49H76ZM82 50V49H81ZM84 50L83 51H81V52H84ZM252 50V49H251ZM3 51V50H2ZM6 51V50H5ZM28 51V50H27ZM44 51H45V48H44ZM46 51H47V49H46ZM45 51V52H46ZM59 51V50H58ZM57 51V52H58ZM117 50L115 51V52H118ZM120 51H121V53H120ZM247 51H248V49H247ZM4 52V51H3ZM2 52V53H3ZM24 52V51H23ZM54 52V51H53ZM56 52V51H55ZM54 52V53H55ZM69 52H67V55L68 56H66V57H69V59L70 60H72L70 57H73V56H69ZM77 52H80V51H77ZM76 52V53H77ZM89 52H86V53H88L89 54ZM93 52H95L94 54H92ZM114 52V51H113ZM6 53H8V51H6ZM9 53H10V51H9ZM54 53H52V54H54ZM107 53V54H106ZM111 53V52H110ZM1 54V53H0ZM5 54V53H4ZM21 54V53H20ZM25 54H27L26 56L27 57H29L28 56V54H29V52L28 53H25ZM43 56H44V54L43 53H41ZM51 54V55H52ZM74 55H75V53H73ZM72 54V55H73ZM84 54V53H83ZM104 54H106V55H104ZM154 54H157L154 58H155V62H154V59H152L153 61L151 62H148L147 63V61H148V59H150L149 57H151L152 55L154 56ZM247 54V53H246ZM245 54V55H246ZM24 55V54H23ZM32 55V54H31ZM48 55H50V53H48ZM64 55V54H63ZM76 55H78V54H76ZM75 55V56H76ZM243 55V54H242ZM7 56H11V53L10 54H7ZM62 56V55H61ZM64 56V57H65ZM74 56V57H75ZM88 56V55H87ZM87 56L85 57L84 56V58L85 59H87L88 60V62H91V60L92 59H94V57L93 58H91V57H89L88 56V58H91V59H88L87 58ZM20 57V56H19ZM24 57H25V55H24ZM35 57H37V56H35ZM45 57V56H44ZM52 57H54V55H52ZM65 57V58H66ZM80 57V56H79ZM82 57V56H81ZM80 57V58H81ZM97 57V56H96ZM96 57H95V59H96ZM99 57V56H98ZM97 57V58H98ZM99 57V60L101 59ZM30 58H32L31 56H30ZM39 58V57H38ZM46 58H49V56L48 57H46ZM55 58V57H54ZM56 58H57V56H56ZM55 58V59H56ZM77 58V57H76ZM75 58V59H76ZM153 58V57H152ZM240 58V57H239ZM13 59V62H14V64H15V67H14V64H13V66H12V68H16L17 69V63L15 62V60H14V58H12ZM25 59V58H24ZM33 59V58H32ZM50 59V58H49ZM48 59V60H49ZM58 59H60L59 57H58ZM79 59V58H78ZM84 59V61H86ZM94 59V60H95ZM43 60V59H42ZM41 60V61H42ZM54 60V59H53ZM61 60H62V58H61ZM77 60V59H76ZM76 60H75V62L72 60V62L76 65V68L77 67H79V64H78V66H77V62H79V60L76 62ZM81 60H82V58H81ZM94 60H92V61H94ZM217 60V61H216ZM7 61V60H6ZM34 61V60H33ZM52 61V60H51ZM50 61V62H51ZM56 61V60H55ZM59 60H57L56 62H58ZM83 61V60H82ZM82 61H80V63L82 62ZM96 62H97V59L95 60ZM8 62H10L11 63V65H12V60H11V57H10V61H8ZM53 62V61H52ZM60 62H62L61 64H64V60H62V61H59V63ZM67 62H69L68 61V59H67ZM71 62V61H70ZM69 62V63H70ZM88 62H87V64H88ZM213 62H215L216 64H217V62L219 63V64H215V63H213ZM223 62H224V67H223ZM235 62L233 63V64H235ZM5 63V62H4ZM3 63V65H5ZM83 64H84V66H86L85 65V63L86 62H82ZM81 63V64H82ZM92 63H94V62H91V64H89L90 66H91V69L92 70H94L92 73H96V71H98V72H100L99 70H101L102 71V73L100 72V75L101 74H103L104 75V73H103V70H104V72L106 71V72H108V68L107 67H103L102 65H101V62H99L100 64H98V62L97 63H95V64H98V65H100V66H102L103 68H105V69H102V68H99V67H95V66H98V65H93ZM220 63H222V64H220ZM8 64V63H7ZM37 64V63H36ZM50 64H52V63H50ZM57 64V63H56ZM61 64H60V66H59V64H57L59 67H61L62 68V70H64L63 69V67L61 66ZM67 64V63H66ZM74 64H72L71 63V65H74ZM81 64H80V69H81ZM232 64V65H233ZM41 65V64H40ZM49 65V64H48ZM53 65H55L54 63H53ZM70 65V66H71ZM92 65L95 67L94 69H93V67H92ZM113 65H115V67H112ZM218 65L219 66H221V67H223V68H218ZM236 65H237V63H236ZM8 66V65H7ZM43 66V65H42ZM46 66V65H45ZM52 66V65H51ZM50 65H49V71H51L50 70V68H52ZM58 66H56V68L58 67ZM69 66V65H68ZM83 66V65H82ZM89 66V67H90ZM40 67V66H39ZM88 67V66H87ZM87 67H83V71H85V69L84 68H87ZM88 67V68H89ZM32 68V67H31ZM55 68V67H54ZM66 68H67V66H66ZM73 68H75V67H73ZM76 68H75V71H76ZM97 68V69H96ZM98 68H99V70H98ZM230 68V67H229ZM233 68V66L230 68V70L228 71V73H230V71H231V69ZM33 69V68H32ZM47 69V68H46ZM53 69V68H52ZM79 69V70H80ZM90 69V68H89ZM13 70V69H12ZM25 70V69H24ZM37 70H38V67H37ZM54 71H52L51 72V74H50V76H53L54 75V73H55V71L57 72V70L59 71V69L57 68L56 70L55 69H53ZM62 70H60L61 72H62ZM69 70L70 71H74V70H72V69H70L69 68ZM69 70L68 71H66V69H65V72L67 73H69ZM82 70L81 71H79L80 73H83L82 72ZM233 70V69H232ZM22 71V70H21ZM42 71V70H41ZM78 71V70H77ZM88 71V70H87ZM90 71L89 72H87V75H88V73H89V75L87 76V77H85V79L86 78H88L89 76H91L90 74H92V73H90ZM109 71H112V69H110ZM14 72V71H13ZM17 72V70L15 71V73ZM47 73H48V71H46ZM46 72H45V74H46ZM54 72V73H53ZM64 72V71H63ZM64 72V73H65ZM71 72V73H72ZM79 72H77V75H78V73ZM86 72V71H85ZM84 72V73H85ZM105 72V73H106ZM113 72V73H114ZM43 74L44 72H40V74ZM60 73V72H59ZM66 73H65V75H66ZM79 73V74H80ZM109 73V72H108ZM197 73V76L195 75ZM198 73H201L200 75L198 74ZM227 73V74H228ZM45 74H44V77H46L47 78V76H45ZM61 75H62V73H60ZM74 74V73H73ZM107 74V73H106ZM6 75V74H5ZM14 75V74H13ZM15 75H17V76H15ZM14 76V78H16V77H19L18 75V73H16ZM47 75V74H46ZM55 75H59L58 73L57 74H55ZM67 75H69V74H67ZM76 74H75V76H77ZM99 75V74H98ZM99 75V76H100ZM110 74H108V75H104L105 77H110V78H113V79H115L114 77H117V79L118 78H120V77H118L117 75L116 76H112L113 74H111L110 76H109ZM224 75V76H223ZM234 75V74H233ZM37 77L38 78V76H37V74L36 75H34V77ZM70 76V75H69ZM69 76H67V77H69ZM73 76V75H72ZM75 76H73V77H75ZM80 78H81V74L80 75H78ZM83 76H85V74H83ZM82 76V77H83ZM92 76H93V74H92ZM104 76H102L101 75V77H104ZM160 76V77H159ZM228 76V75H227ZM5 77V76H4ZM63 77L65 78V79H67V77L66 76H61L60 78H62V80H64L65 81V79H63ZM71 77V76H70ZM95 77H96V75H95ZM104 77V78H105ZM107 77V78H108ZM192 77V78H191ZM2 78H3V74H2ZM9 78V77H8ZM39 78L41 79H44L43 77H40V75H39ZM46 78L44 79V80H46ZM56 78V77H55ZM55 78H53L54 80H52V81H55L57 84H58V81H61V80H57V79H55ZM60 78H58V79H60ZM100 78V77H99ZM107 78H106V80H107ZM225 78V77H224ZM230 78H232L231 76H230ZM234 78V77H233ZM20 79V78H19ZM19 79L18 78H16V82L15 83H17L18 84V86H21L22 87V85L20 84V81H19ZM41 79V80H42ZM50 79H52V78H50ZM72 80H73V78H71ZM78 79V78H77ZM76 78H74V80H77ZM85 79H83V81L82 82H84V84H90V82L91 83H93L94 82V84L96 83L95 81L96 80H99V79H97V78H94V80H93V78L91 79V78H88V81L86 80V82L84 81ZM89 79L91 80L90 82H89ZM112 79V80H113ZM146 79H151L150 81L151 82H149L148 80H146ZM153 79H155V80H153ZM227 80L229 79V78H226ZM226 79H224V80H226ZM34 80H35V78H34ZM36 80H38V79H36ZM35 80V81H36ZM41 80H39V83H40V81ZM68 81H69V78L67 79ZM72 80H70L71 82H74V81H72ZM79 80V79H78ZM76 81V84H81L82 86H84L83 85V83H78L79 81ZM131 80V81H132ZM146 80V82H144V84H143V81H145ZM5 82H6V80H4ZM3 81V82H4ZM18 81V82H17ZM46 81H49L50 82V80H46ZM67 81V82H68ZM93 81V82H92ZM111 81V80H110ZM110 81H108V82H110ZM115 81H117V80H115ZM115 81H112V83H110V84H115ZM118 81H119V79H118ZM117 81V82H118ZM121 81H124L123 83H125V80H122V78H121ZM121 81H119L118 83L119 84H121L120 85V87L122 86V90L123 89H125V86L124 85H122L123 83H121ZM135 81V80H134ZM134 81H132V82H134ZM149 83H148V82ZM42 82V81H41ZM44 82V81H43ZM55 82H51V84H48V82H46L47 84H48V86L49 85H53L54 86V84L56 85V83ZM66 82V81H65ZM66 82V83H67ZM98 82V81H97ZM102 82V81H101ZM116 82V84H118ZM127 82V81H126ZM130 82V81H129ZM132 82H130V83H132ZM2 83V82H1ZM7 83H8V81H7ZM13 83V82H12ZM99 83V85H100V81L98 82ZM104 83H107V82H104ZM136 83V82H135ZM146 83V84H145ZM16 84V85H17ZM20 84V85H19ZM36 84V83H35ZM43 84V83H42ZM64 86H65V83H62ZM76 84H74L73 83V85L75 86ZM93 84V85H94ZM103 84V83H102ZM116 84L114 85V87L116 86ZM134 84V83H133ZM132 84V85H133ZM140 84V83H139ZM3 85V84H2ZM32 84H30V86H31ZM45 85V84H44ZM43 85V86H44ZM63 85H62V87H63ZM66 85H69V84H66ZM104 86H105V84H103ZM109 87H108V86ZM127 85L129 86L130 84H128V82H127ZM136 85H138V84H136ZM198 85L200 86V87H202V85H203V87L202 88H198ZM33 86V85H32ZM31 86V87H32ZM41 86V85H40ZM59 85H57V88H59L58 87ZM85 86H87V85H85ZM88 86H91V84L90 85H88ZM87 86V87H88ZM97 86V85H96ZM106 86L108 87V88H110V87H112V85L110 86L108 83L106 84ZM102 87V88H106V89H108L107 87ZM128 86H126V90L125 91H128L127 90V88H128ZM134 87H136L135 85H133ZM15 87V86H14ZM21 87H15V88H13V85H12V88L13 89H11V90H13V93H14V95L13 96H15L16 94V92L18 93V91L20 90L21 91V89L23 88H21ZM28 87V86H27ZM86 87V90L87 91H89V89ZM93 87V86H92ZM100 87V86H99ZM117 87V86H116ZM114 88L115 89V91L114 92H116V94L117 95H115L114 94V92H111V94H114V96H118L119 94V92L121 93H124V94H126L125 92H124V90L123 91H120V90H118V87L117 88ZM132 86H129V89L131 88ZM224 87V86H223ZM1 88V87H0ZM6 88V87H5ZM21 88V89H20ZM37 88H39V87H37ZM46 88V87H45ZM49 88H51V87H49ZM53 88V87H52ZM55 88V93H56V86L54 87ZM85 88V87H84ZM101 88V89H102ZM192 88H194V90H195V88L196 89H198L197 90V92H195V91H193V89ZM222 88V87H221ZM18 90V91H16V92H14V90ZM42 89V88H41ZM48 89V88H47ZM46 89V90H47ZM63 88H61V89H59V90H62ZM96 90H97V88H95ZM112 90H113V88H111ZM111 89H108V91L110 92V90ZM117 89V90H116ZM220 89V88H219ZM0 90H2V88L0 89ZM6 90V89H5ZM28 90V89H27ZM43 90V89H42ZM41 90V91H42ZM64 90V89H63ZM79 90V89H78ZM103 90V89H102ZM111 90V91H112ZM133 90H134V88H133ZM181 90V91H180ZM203 90V89H202ZM221 90V89H220ZM220 90H218V92H220ZM223 90V89H222ZM4 91V90H3ZM7 91V90H6ZM23 92H24V90H22ZM30 91V90H29ZM32 91V90H31ZM39 91V89H37L36 90V92H38ZM41 91H39L40 93H41ZM45 91V90H44ZM47 91H50V92H52V90H47ZM72 91H74V90H72ZM77 91V90H76ZM79 91H82V90H79ZM105 91V90H104ZM119 91V92H118ZM1 92V91H0ZM5 92V91H4ZM39 92H38V96H39ZM54 92V91H53ZM65 92V91H64ZM69 92V91H68ZM90 93V95H92V93H91V91H89ZM106 92V91H105ZM204 92V93H205ZM27 93V92H26ZM30 93V92H29ZM44 93V92H43ZM55 93H54V95H55ZM82 93H84L83 91H82ZM121 93V94H122ZM201 93H200V96H201V98L203 97V95L204 94H202L201 95ZM214 93V92H213ZM2 94H4V93H2ZM9 94V97H10V93H8ZM18 94H20V93H18ZM17 94V96H21V95H18ZM32 94V93H31ZM50 94H52V93H50ZM61 94V93H60ZM71 94H72V92H71ZM99 95H100V92L98 93ZM130 94V93H129ZM22 95H24V94H22ZM30 95V94H29ZM36 95V96H37ZM41 95H42V93H41ZM54 95H52V96H54ZM64 95V94H63ZM87 95H88V93H87ZM96 95H97V93H96ZM131 95V94H130ZM135 95H133V97L135 96ZM198 95H197V97H198ZM207 95V94H206ZM212 95V94H211ZM215 96H216V94H214ZM5 96V95H4ZM7 96V95H6ZM11 96H12V94H11ZM37 96V97H38ZM46 96V95H45ZM44 96V97H45ZM66 96V95H65ZM68 96V95H67ZM76 96V95H75ZM85 96H86V93H85ZM92 96H95V94H93ZM105 96V98H107L106 97V95H104ZM125 96V95H124ZM233 96V95H232ZM2 97V96H1ZM1 97H0V103H2V104H0V106L2 105L3 106V102H2V99H1ZM16 97V96H15ZM15 97H12V98H15ZM31 97V96H30ZM29 97V99H30V101H31V99L32 98H30ZM43 97V98H44ZM58 97V96H57ZM57 97L55 96L54 98H56V101H54V103H56L57 102ZM62 97H64V96H62ZM71 97V96H70ZM69 97V99H74V98H70ZM96 97H101V95L100 96H96ZM126 97H130V96H127V94H126ZM210 97H212V96H210ZM209 97V98H210ZM234 97V96H233ZM17 98V97H16ZM15 98V99H16ZM21 98V100L24 98H27L26 96H24V97H19V98H17L18 100ZM36 98V97H35ZM39 98H41V97H39ZM52 98V97H51ZM64 98H66V97H64ZM63 98V100H65ZM77 98V97H76ZM75 98V99H76ZM79 98V97H78ZM118 98H119V96H118ZM120 98H122V97H120ZM130 98H132V97H130ZM129 98V99H130ZM139 98H137V101H138V99ZM11 99V98H10ZM14 99V100H15ZM28 99V98H27ZM74 99V100H75ZM88 99V98H87ZM90 99V98H89ZM89 99H88V101H89ZM126 99V98H125ZM134 99H136V97L134 98ZM191 99V100H190ZM13 100V99H12ZM13 100V101H14ZM17 100V101H18ZM54 100V99H53ZM67 100V99H66ZM65 100V101H66ZM82 100V99H81ZM81 100H79V101H81ZM123 100V99H122ZM140 100V99H139ZM194 100V99H193ZM199 100H200V98H199ZM203 100V99H202ZM202 100H200V101H202ZM231 100V99H230ZM238 100V99H237ZM12 101V102H13ZM16 101V100H15ZM17 101H16V103H17ZM22 101H25V100H22ZM38 101H39V99H38ZM48 101H49V99H48ZM72 102H74L73 100H71ZM78 101V100H77ZM83 101V100H82ZM126 101H127V99H126ZM129 101V100H128ZM127 101V102H128ZM196 101H197V99H196ZM195 100L193 101V102H196ZM239 101V100H238ZM9 102H10V100H9ZM19 103H20V101H18ZM27 102V100L25 101V102H22V104L23 103H26ZM35 102H37V101H35ZM40 102V103H39ZM38 103H39V105L37 106V103H36V106L39 108V106H41V103H43V102H41V101H39ZM50 102H52L51 101V99H50ZM60 101H58V103H59ZM71 102V103H72ZM76 102V101H75ZM113 102V101H112ZM131 103L133 102V100H131L130 101ZM139 102V101H138ZM217 102V101H216ZM219 102V101H218ZM230 102V101H229ZM228 102V103H229ZM234 102V101H233ZM240 102V101H239ZM6 103V102H5ZM14 103V102H13ZM15 103V104H16ZM19 103H17L18 105H19ZM31 103H32V101H31ZM31 103H26L27 104V106L28 105H30ZM47 103V102H46ZM63 103V102H62ZM71 103H68L67 102V104H65V103H63V106H64V104L66 105V108H70L72 105H73V103H72V105H71ZM89 103V102H88ZM87 103V104H88ZM97 103V102H96ZM187 103V102H186ZM189 103H191V102H189ZM221 103V102H220ZM220 103H218V104H220ZM238 103V102H237ZM11 104V103H10ZM9 104V105H10ZM26 104H24L25 106H26ZM33 104H34V102H33ZM51 104V103H50ZM68 104H70L71 106H69ZM75 104V103H74ZM79 104H80V102H79ZM83 105H82V108L84 107V103H82ZM125 104V103H124ZM124 104H121V105H124ZM133 104H139V103H134L133 102ZM193 104V103H192ZM214 104H215V102H214ZM230 104V103H229ZM9 105H6V108H7V106L10 108L11 107V105L9 106ZM17 105V106H18ZM23 105V106H24ZM47 106V104H45L44 103V105L43 106ZM52 105H55V104H53L52 103ZM61 105V104H60ZM69 107H68V106ZM75 105H77V103L75 104ZM116 105V104H115ZM120 105V106H121ZM185 105V104H184ZM190 105V104H189ZM194 105V104H193ZM225 105H226V102H225ZM224 105V106H225ZM230 105H232V104H230ZM236 105V104H235ZM2 106H1V108H2ZM16 106V107H17ZM34 105H32V107H33ZM36 106H35V108H36ZM45 106V107H46ZM55 106H59V105H55ZM62 106V105H61ZM80 107H81V104L79 105ZM105 106V105H104ZM128 106V105H127ZM190 106H192V105H190ZM223 106V107H224ZM246 106V105H245ZM14 107V106H13ZM29 107H31V106H29ZM45 107H44V109H43V113L45 112V110L47 109V107H46V109H45ZM51 107V106H50ZM54 107V106H53ZM60 107V106H59ZM59 107H58V110H60V109H62L63 107H61L60 109H59ZM73 108H75V106L73 105L72 106ZM124 107V106H123ZM142 107V106H141ZM180 107V106H179ZM232 107V106H231ZM233 107H235L234 105H233ZM5 108V106L3 107V109H2V113H3V110L5 111L6 110V112H7V109ZM21 108V103H20V107H19V109ZM34 108V109H35ZM38 108H36V109H38ZM41 108H43V107H40V111H41ZM52 108V107H51ZM55 108V107H54ZM53 108V109H54ZM72 108V109H73ZM110 108V107H109ZM129 108H131V107H129ZM128 108V109H129ZM134 108V107H133ZM182 108V107H181ZM187 108V107H186ZM204 108H205V105H204ZM228 107L226 106V108L225 109H227ZM28 109V108H27ZM35 109V110H36ZM49 109V108H48ZM47 109V110H48ZM56 109V108H55ZM77 109V108H76ZM81 108H79L78 109V111L80 110ZM84 109V108H83ZM137 109V108H136ZM139 110H143L144 109V107H142L141 109L140 108H138ZM137 109V110H138ZM209 109V108H208ZM12 110V109H11ZM25 110V109H24ZM65 110V109H64ZM75 110V109H74ZM74 110H72L73 112H74ZM82 110V109H81ZM81 110L79 111V112H81ZM104 110V109H103ZM121 110L123 111V109L121 108ZM132 110V109H131ZM142 110H141V112H142ZM147 110H145V111H147ZM188 110V109H187ZM195 110V109H194ZM228 110V109H227ZM229 110H230V108H229ZM228 110V111H229ZM18 112H19V110H17ZM21 111H22V109H21ZM56 111V110H55ZM78 111H76V113H78L79 114V112ZM183 111V110H182ZM184 111H186V110H184ZM198 112H199V110H197ZM226 112V110L224 111V112H226L227 114L229 113V112ZM30 112V111H29ZM42 112V111H41ZM47 112H50V110H48ZM51 112H54L53 110L51 111ZM51 112L48 114L49 116H47V121L49 122L50 120H52V117H53V115H51V118H50V120H48L49 119V117H50V114H51ZM59 112H61V114H63V113H66V114H68L69 113V111H68V113H67V111H59ZM94 112V111H93ZM129 113V111H127L126 110V113ZM132 112H136L135 110L134 111H132ZM137 112H139V111H137ZM136 112V113H137ZM190 112H193V111H190ZM190 112H188L189 114H191L192 115V113H190ZM222 112V111H221ZM232 112V111H231ZM8 113H9V111H8ZM11 113V112H10ZM22 113H23V111H22ZM43 113H39V115H41V114H43ZM46 113V112H45ZM56 113V112H55ZM55 113H52V114H55ZM57 113H58V111H57ZM75 113V112H74ZM75 113V114H76ZM97 113V112H96ZM125 112H124V114L123 115H125L126 114ZM128 113H127V115H128ZM140 113V112H139ZM183 112H181L180 114H182ZM187 113V112H186ZM185 113V114H186ZM204 113V112H203ZM210 113H211V111H210ZM225 113V114H226ZM13 114V113H12ZM36 115H38V113H35ZM69 114H71V111H70V113ZM95 114V113H94ZM144 114H146V113H144ZM179 114V116H181ZM188 114V115H189ZM194 114H196L195 112H194ZM224 114V113H223ZM222 114V115H223ZM224 114V116L226 117V115ZM234 114V113H233ZM0 115H2L3 117H4V115L3 114H1L0 113ZM5 115H7V114H5ZM14 115V114H13ZM12 115V116H13ZM18 115V114H17ZM23 115V114H22ZM39 115H38V117H39ZM64 115L65 114H63L62 116L64 117ZM77 115V114H76ZM80 115V114H79ZM85 117L87 116V115H85V114H83ZM91 115L92 114H90V116L89 117H91ZM143 115V114H142ZM176 115H178V114H176ZM187 115V114H186ZM187 115V116H188ZM208 115H210V114H208ZM207 115V116H208ZM263 115V114H262ZM9 116H11V115H9ZM34 116V115H33ZM45 116V115H44ZM57 116V115H56ZM56 116H54L55 118H57ZM66 116V115H65ZM78 116V115H77ZM80 116H82V115H80ZM95 116V118H97L96 116H98V115H94ZM94 116H92V117H94ZM143 116H145V115H143ZM146 116H147V114H146ZM145 116V117H146ZM151 116V118H152V115H150ZM150 116H149V118H150ZM183 116V115H182ZM190 116V115H189ZM206 116V115H205ZM221 116V115H220ZM220 116H218V117H220ZM17 117V116H16ZM66 117H68V116H66ZM66 117H64V119L66 120L67 118ZM70 117V119H71V117L72 116H69ZM76 117V116H75ZM83 117V116H82ZM88 117V116H87ZM91 117V118H92ZM165 116L163 115V117H161V118H164ZM184 117H185V115H184ZM192 117H195V116H193L192 115ZM191 117V118H192ZM238 117V116H237ZM257 117V116H256ZM260 117V116H259ZM262 117V119H263V116H261ZM5 118V117H4ZM13 118V117H12ZM40 118V120H42V118L41 117H39ZM44 118V117H43ZM60 118V117H59ZM79 119H80V117H78ZM105 118V117H104ZM121 118V117H120ZM148 118V117H147ZM148 118V119H149ZM157 118V117H156ZM159 118V120L160 121H162L161 120V118L160 117H158ZM182 118V117H181ZM189 118V117H188ZM197 118V117H196ZM211 118V117H210ZM213 118H215V117H213ZM213 118L212 119H210L211 121H213ZM223 118V117H222ZM227 118V117H226ZM3 118H1L0 120H2ZM7 119L9 120V118H8V115H7ZM22 119V122H23V118H21ZM64 119H62V121H63V124L61 123V121H59L58 123H60V124H62L63 125V127L66 125H64V123H67V122H70L71 124H73L74 125V122L73 121H71V120H69V118L66 120L67 122H65V120ZM83 119V118H82ZM94 118H92V120H93ZM100 119V118H99ZM106 119V118H105ZM105 119H104V121H102L103 120V118H102V120H99L100 122L102 121V122H105ZM155 118H153V120H154ZM194 119V118H193ZM193 119H192V121H193ZM201 119V118H200ZM209 119V118H208ZM250 120H251V118H249ZM4 120V119H3ZM2 120V121H3ZM13 120V119H12ZM43 120H46V119H43ZM61 120V119H60ZM91 120V121H92ZM95 120V119H94ZM92 121V122H94L95 123V121ZM121 120V119H120ZM203 120H205L206 121V118H203L202 119V121ZM218 121H219V118L217 119ZM229 120H230V118H229ZM255 120V119H254ZM257 120V119H256ZM6 121V120H5ZM18 121H19V123L21 122V120L18 118ZM46 121V123L48 124V122ZM54 121L55 120H53V121H50L49 123H53L54 124ZM56 121H58V119H56ZM55 121V123H57ZM76 121H78L77 120V118H76ZM98 121V120H97ZM147 121V120H146ZM151 121V120H150ZM157 121L158 120H156V123H157ZM216 121V120H215ZM218 121H217V123H218ZM222 121H224V120H222ZM240 121H242V120H240ZM245 121V120H244ZM252 121V120H251ZM260 121H261V119H260ZM263 121V120H262ZM8 122H11V121H8ZM7 122V123H8ZM14 122H16V120L14 121L13 120V124H14ZM21 122V123H22ZM42 122V121H41ZM80 122L82 123V120L81 121H78V123L80 124ZM101 122V123H102ZM106 122H107V124L109 123L108 122V120L106 119ZM166 122V121H165ZM191 122V121H190ZM198 122H200L199 120H198ZM206 122H208V121H206ZM243 122V121H242ZM246 122V121H245ZM244 122V123H245ZM4 123V122H3ZM2 123V124H3ZM17 123V125H14V126H11L12 125V123H11V127H16L17 126V129H15L16 131H21L19 128H18V122H16ZM15 123V124H16ZM26 123V122H25ZM43 124L45 123V122H42ZM100 123V124H101ZM111 123V122H110ZM121 123H122V121H121ZM142 123V122H141ZM147 123V125L149 124L148 122H146ZM155 122L154 123H151V124H153V125H148V126H151V128L152 127H154V126H157V124H156ZM159 123V122H158ZM162 123H163V121H162ZM169 123V122H168ZM192 123V122H191ZM205 123V122H204ZM214 122H212V124H213ZM222 123V122H221ZM224 123V122H223ZM239 123H241V122H239ZM243 123V125H246V124H244ZM5 124V123H4ZM9 124V123H8ZM60 124L58 125V126H54V127H56V128H58L59 126H60ZM70 124V125H71ZM97 124V123H96ZM96 124H94V125H96ZM170 124V123H169ZM193 124V123H192ZM205 124H207V123H205ZM211 124V125H212ZM225 124V123H224ZM238 124V123H237ZM250 124V123H249ZM256 124V123H255ZM262 124V123H261ZM23 125V124H22ZM55 125V124H54ZM57 125V124H56ZM61 125V126H62ZM69 125V126H70ZM73 125H71V126H73ZM83 126H84V128L86 129V127L88 126V128H89V125H84V123L82 124ZM93 124H92V127L94 126ZM103 125H104V123H103ZM101 126V127H104V126ZM122 125V124H121ZM141 125H143V124H140V127H141ZM146 125V124H145ZM170 125H172V124H170ZM194 125H196V124H194ZM197 125L199 126V127H201L200 125H202V123H197ZM209 125V124H208ZM220 125H222V124H220ZM228 125V124H227ZM238 125H240V124H238ZM250 125H252V123L250 124ZM259 125V124H258ZM30 126H34V125H30ZM52 126V125H51ZM68 126V124L66 125V127ZM80 126H81V124H80ZM91 126V125H90ZM108 126V125H107ZM111 126L113 127V125L111 124ZM111 126H109L108 128L107 127H104L105 128V132H107V130L109 131L110 129L109 128H111ZM175 126V125H174ZM203 126V125H202ZM205 126V125H204ZM263 126V125H262ZM9 127V126H8ZM29 127V126H28ZM49 127V126H48ZM48 127H46V128H48ZM54 127H51V129L52 128H54ZM62 127V129H64V132L62 131L61 133H65V131L66 130H68L69 128H66L65 129V127L63 128ZM77 127V126H76ZM75 127V128H76ZM92 127H91V129H92ZM95 128H96V130H97V127L96 126H94ZM93 127V128H94ZM138 127H139V125H138ZM143 127V126H142ZM140 128V129H144V127L143 128ZM167 127H169V126H167ZM180 127H181V125H180ZM190 127H192V126H190ZM210 127V126H209ZM214 127V126H213ZM259 127V126H258ZM257 127V129H259ZM2 128V126H0V129ZM14 128H13V130H12V128H7L8 130L9 129H11V132L13 131L14 132ZM24 128V127H23ZM23 128H21V129H23ZM33 128V127H32ZM39 128H40V126H39ZM42 128V127H41ZM44 128V127H43ZM60 128V127H59ZM74 127H72V129H73ZM146 128V127H145ZM148 128V127H147ZM151 128L149 129V130H151ZM176 128V127H175ZM174 128V129H175ZM185 129H186V127H184ZM196 128V127H195ZM202 128V127H201ZM204 128H206V127H204ZM211 128V127H210ZM217 128V127H216ZM247 128V127H246ZM252 128V127H251ZM264 128V127H263ZM263 128H261V130L263 129ZM6 129V130H7ZM19 129V130H18ZM31 129V127L29 128V130ZM71 128L69 129V131L70 130H72ZM90 129V132H93L94 131V129H92L91 130ZM112 129V128H111ZM115 129V131H116V128H114ZM157 129V128H156ZM173 129V128H172ZM218 129H219V126H218ZM221 129V128H220ZM219 129V130H220ZM1 130H3V133H2V131ZM0 131V146L1 145H3V144H1V142H2V139H1V136L3 135L4 136V133L6 132H4V128L3 129H1ZM7 130V131H8ZM42 130V129H41ZM48 130V129H47ZM56 132H57V134L56 135H58V132H60L61 131V129L59 130V129H54ZM59 130V131H58ZM87 130V129H86ZM95 130V131H96ZM100 130H102V129H100ZM180 131H181V129H179ZM184 130V129H183ZM207 130H210V129H207ZM246 130H248V128L246 129ZM251 130V129H250ZM23 131H24V129H23ZM44 131V130H43ZM45 131H46V129H45ZM73 131V130H72ZM94 131V133H96ZM103 130L102 131H100V132H103V133H105ZM187 131V130H186ZM222 131H225V130H223L222 129ZM242 131V130H241ZM240 131V132H241ZM252 131V130H251ZM259 131H260V129H259ZM8 132H10V131H8ZM38 132V131H37ZM37 132H35L36 133V135L38 136V134H37ZM47 132V131H46ZM56 132H54V133H56ZM68 132V131H67ZM74 132V131H73ZM76 132H78V129L76 128ZM98 132V131H97ZM136 132V131H135ZM145 133L147 132V130L146 131H144ZM168 131H165V133H167ZM182 132V131H181ZM188 132H190V131H187V133ZM196 132H198L197 130H196ZM239 132V133H240ZM258 132V131H257ZM264 132V131H263ZM263 132H262V134H263ZM2 133V134H1ZM17 132H15V134H14V137L16 136L17 137V134H16ZM27 133V132H26ZM29 134H30V132H28ZM32 133V132H31ZM40 133H42V131L40 132ZM39 133V134H40ZM51 133V132H50ZM49 133V134H50ZM68 133H70V132H68ZM87 133L88 134H90L89 133V131L87 130ZM108 133V132H107ZM150 133L152 134V131H150ZM169 133H170V131H169ZM238 133V134H239ZM6 135L7 134H9V133H5ZM11 134V133H10ZM10 134L8 135L9 137H11L10 136ZM20 134V135H19ZM21 134L22 133H18V135H19V137H17V138H14V137H11L12 139L14 138V139H18V143H17V140L15 141L17 144H19V142H20V145L23 143V149H24V146H25V144H27L28 143V141L26 142V143H24V139H22V138H20V137H22L21 136ZM33 134V133H32ZM73 134V133H72ZM79 134H80V131H79ZM92 134V133H91ZM90 134V135H91ZM114 134V133H113ZM125 134H127V133H125ZM125 134H124V131H123V135L125 136ZM135 134V133H134ZM144 134V133H143ZM184 134V133H183ZM241 134V133H240ZM240 134H239V136H240ZM245 134V133H244ZM253 134V133H252ZM256 134V133H255ZM254 134V135H255ZM262 134H261V136H262ZM11 135H13V133L11 134ZM26 135V134H25ZM28 135V134H27ZM34 135V134H33ZM41 135H44L45 136V138H46V136L48 135H46V134H44V132H43V134H40V136ZM66 136H65V139L66 138H70L69 136L67 137V134H65ZM70 135H71V133H70ZM74 136H75V132H74V134H73ZM90 135H88V136H90ZM105 135V134H104ZM129 135V134H128ZM148 135V134H147ZM150 135V134H149ZM257 135V134H256ZM255 135V136H256ZM32 136V135H31ZM53 136H54V134H53ZM52 136V137H53ZM60 136V135H59ZM55 137V139L57 140L58 138H60L61 139V137ZM72 136V135H71ZM77 136V135H76ZM81 136V135H80ZM97 137H98V135H96ZM95 136V137H96ZM100 136H103L102 134L100 135ZM110 136L111 137H113L112 139H114L113 140V142L115 141V138H114V136L113 135H111L110 134ZM110 136H108V137H110ZM130 136V135H129ZM133 136V135H132ZM132 136H130V137H132ZM144 136H146V135H144ZM155 138H158V137H162V135L161 134H159V133H156L155 134ZM188 136H190V135H188ZM212 136H217V135H212ZM260 136V137H261ZM30 137V136H29ZM28 136H27V140H29L28 138H29ZM34 137H35V135H34ZM52 137H49V140H48V137L46 138L47 139V141H49V144L51 145V146H53L54 144H55V147L56 146H58V140H57V142H55V143H53V140L52 139H54V138H52ZM63 137V136H62ZM82 137V136H81ZM92 137H93V135H92ZM91 137V138H92ZM95 137H93L94 139H95ZM107 137V141H109L110 140V138H108ZM136 137V136H135ZM148 137H152L151 135L150 136H148ZM161 137H160V140H161ZM195 137H196V135H195ZM237 138H238V136H236ZM248 137V136H247ZM254 137V136H253ZM3 138V137H2ZM6 138V137H5ZM19 138L20 139H22V140H19ZM23 138H25V136L23 137ZM31 138V137H30ZM33 138V137H32ZM44 138V137H43ZM52 138V139H51ZM73 138V137H72ZM77 138H78V136H77ZM90 138V139H91ZM92 138V139H93ZM106 138V136L104 137L103 136V138H101V139H105ZM122 139H123V136L121 137ZM126 138V137H125ZM141 138H143V136H141ZM155 138H153V141L151 140V142H154V140H155ZM164 138V137H163ZM163 138H162V140H163ZM198 138V137H197ZM212 139H213V137H211ZM216 138V137H215ZM218 138V137H217ZM224 138V137H223ZM227 137L225 136V139H226ZM240 138V137H239ZM249 138V137H248ZM248 138L246 139V141L247 142H249L248 141ZM257 138V137H256ZM4 139V138H3ZM12 139H9V141L10 140H12ZM59 139V140H60ZM82 139V138H81ZM89 139V142L91 141ZM94 139L92 140L93 142H94ZM234 139H236V138H234ZM252 139V138H251ZM253 139H255V138H253ZM252 139V140H253ZM259 139V138H258ZM32 140V139H31ZM31 140H29L30 142H31ZM40 140V139H39ZM39 140H37V142L40 144V142H39ZM43 140L44 139H42V143H43ZM52 140V142H50ZM77 140V139H76ZM83 140V139H82ZM98 140H99V138H98ZM97 140V141H98ZM118 140L119 139H117L116 141L118 142ZM129 140V139H128ZM132 140V139H131ZM241 140V139H240ZM244 140V139H243ZM34 138H33V142L32 143H30V147H32L31 146V144H34V146L35 145H37V143H34ZM45 142H47L46 140H44ZM63 143L61 144V145H66V143L64 144V138H63ZM90 142V143H93V142ZM111 142H112V140H110ZM164 142H165V138H164V140H163ZM163 141H161V142H163ZM216 141H217V139H216ZM238 141V140H237ZM254 141V140H253ZM260 141V140H259ZM60 142V141H59ZM72 143H73V140L71 141ZM71 142H69V143H71ZM77 142V141H76ZM81 142V141H80ZM105 142H106V140H105ZM104 142V143H105ZM120 142V141H119ZM163 142V143H164ZM229 142V141H228ZM257 142V141H256ZM4 143V142H3ZM6 143V145H8V143L7 142H5ZM9 143H11V142H9ZM28 143V144H29ZM57 143V144H56ZM69 143H67V144H69ZM85 143H86V141H85ZM122 143V142H121ZM166 143H168V142H166ZM217 143V142H216ZM230 143V142H229ZM236 143V142H235ZM239 143V142H238ZM238 143H236V144H238ZM245 143V142H244ZM251 143H252V141H251ZM250 143V144H251ZM38 144V146H35L34 148L32 147L31 149H32V151H31V149H30V147L28 148V150L29 151H31L30 153H32V152H35L36 151V149H37V151H38V157L36 156L35 157V155H34V153L32 154L33 155V157H32V155L31 154H26V147H25V153H23V151H20V153L22 152L23 153V157H20L21 155H16L15 156V158L16 159H18V158H20V160L21 159H23V158H25V157H32V158H37V159H41L42 157H44V155L41 157V155L42 154H45L46 155V153L44 152V153H40L39 154V152L41 151V146ZM60 144V143H59ZM75 144V143H74ZM82 144V143H81ZM108 144V143H107ZM106 143H105V145L106 146H108ZM186 144V143H185ZM189 144L190 143H188V147H189ZM256 144V143H255ZM5 145V144H4ZM3 145V148H5L6 149V151L9 149V147L7 148V147H5ZM11 145H13V143L11 144ZM11 145H10V147H11ZM43 145H44V143H43ZM42 145V146H43ZM71 147H73L71 144H69ZM68 145V146H69ZM96 146H97V144H95ZM99 145L101 146L102 145V143H101V141L99 140ZM119 145V144H118ZM168 145H169V143H168ZM176 145H179V144H176ZM176 145H173V146H176ZM247 145H249V144H247ZM27 147H28V145H26ZM50 146V147H51ZM80 146V145H79ZM96 146H94V147H96ZM182 146V145H181ZM187 146V145H186ZM185 146V147H186ZM242 146H243V144H242ZM253 146V145H252ZM13 147H15L14 145H13ZM39 147V148H38ZM41 147V148H40ZM49 146H48V148H50ZM54 147V146H53ZM62 147V146H61ZM59 148V146H58V148H59V150H58V152L57 153H59V151H60V149H62V148ZM67 147V146H66ZM74 147H76V146H74ZM90 147H91V145H90ZM101 147H103V149L101 148V150H105L104 149V146L102 145ZM129 147V146H128ZM138 147V146H137ZM183 147H184V145H183ZM188 147H186V148H188ZM223 147H225V146H223ZM248 147V146H247ZM250 147H251V145H250ZM1 148V147H0ZM2 148V150L4 151L5 149H3ZM19 148H20V150H22L21 149V146H19ZM58 148H55V153H56V150L58 149ZM78 148V147H77ZM92 148V147H91ZM108 148V147H107ZM110 148V147H109ZM108 148V149H109ZM130 148V147H129ZM170 148V147H169ZM13 150V148H10V152ZM34 149V150H33ZM40 149V150H39ZM51 149H53V148H51ZM50 149V150H51ZM66 149H68V148H65V150H64V148H63V150L62 151H60V153H59V158H58V156H57V161H61V159L63 158L64 160H66L65 158H64V156L61 158L60 157V154L62 153V154H64L65 153V155H67L66 153L67 152H64V151H66ZM76 149V148H75ZM81 148H79V150H80ZM85 149V148H84ZM139 149V148H138ZM215 149V148H214ZM250 149V148H249ZM16 150H19L17 147H16ZM15 150V152L13 151V153H16L17 151ZM28 150H27V152H28ZM82 150V149H81ZM94 150V149H93ZM95 150H97V149H95ZM112 150H113V148H112ZM159 150H160V148H159ZM176 150V149H175ZM251 150H252V148H251ZM5 151V152H6ZM43 151V150H42ZM67 151H70V150H67ZM77 151V152H76ZM76 151H70L71 153L73 152V155L76 157L77 155V153H79L78 152V150L76 149ZM87 151V150H86ZM85 151V155H84V153L81 151V153L80 154H82L83 156L81 157V159H80V161H82V160H86V159H96L97 158V155H99L98 153L96 154V153H91L90 155L88 154V152H86ZM99 151V150H98ZM97 151V152H98ZM106 151V150H105ZM153 151V150H152ZM154 151H156V149L154 150ZM162 151V150H161ZM165 151V147H164V149H163V152ZM226 151V150H225ZM250 150H248V152H249ZM253 152H254V150H252ZM5 152H2L1 151V154L3 155V153L6 155V153ZM9 152V153H10ZM50 152V151H49ZM53 152V151H52ZM69 152V153H70ZM101 152V151H100ZM151 152V151H150ZM217 152V151H216ZM220 152V151H219ZM251 152V151H250ZM249 152V153H250ZM252 152V153H253ZM9 153H8V151H7V155H9ZM18 153H19V151H18ZM19 153V154H20ZM21 153V154H22ZM51 153V152H50ZM49 153V154H50ZM54 153V154H55ZM71 153H70V155H71ZM156 153H157V151H156ZM158 153H160V152H158ZM167 153V152H166ZM225 153V152H224ZM247 153V152H246ZM248 153V154H249ZM252 153H250V155L252 154ZM0 154V155H1ZM11 154V153H10ZM52 154V153H51ZM103 154H104V152H103ZM160 154H162V153H160ZM178 154H179V152H178ZM219 154V153H218ZM2 155L0 156V157H2ZM4 156L3 155V157H6L5 159H7V157L8 156ZM13 155V154H12ZM11 155V157H10V155H9V157L11 158H9L10 160H12V159H15L14 158V155L12 156ZM24 155H25V157H24ZM27 155V156H26ZM30 155V156H29ZM105 155L107 156V154L105 153ZM208 155V154H207ZM215 156L217 155V154H214ZM228 154H222L221 155V159L220 160H222V159H224L225 161H226V156H227ZM230 155V154H229ZM241 155H243V154H240V156ZM247 154H245V156H246ZM259 155V154H258ZM55 156V155H54ZM79 156V155H78ZM100 156H101V154H100ZM131 156V155H130ZM165 156V155H164ZM240 156H239V158H240ZM40 157V158H39ZM45 157H47V158H45ZM44 158H45V160L46 159H49L51 162H48V163H51V165L49 164V165H47L48 163L43 159H41L42 161H33V160H35V159H32L31 160V158H29L30 160H27L28 162L29 161H33L34 162V166L33 167H35V162H38V163H36V164H39L40 163V165L39 166H41L43 163V161H45V166H55V164H58V162L57 163H53V162H55V161H52V158L50 159L49 157H48V154L45 156ZM68 157H69V154L66 156V158H67V160L66 161H68ZM92 157V158H91ZM105 158V157H104ZM209 158V157H208ZM213 158V157H212ZM211 158V159H212ZM247 158V157H246ZM245 158V159H246ZM255 158V157H254ZM4 159V158H3ZM2 158H0V161L2 160V161H4ZM54 159H56V158H54ZM59 159V160H58ZM73 158H70V160H72ZM204 159V158H203ZM217 159V158H216ZM215 159V160H216ZM244 158H243V160H245ZM9 160V161H10ZM19 160V159H18ZM18 160H12V161H14L13 163L16 165V162L15 161H17L18 162ZM19 160V161H20ZM24 160V159H23ZM23 160L21 161V163L20 162H18L17 163V165L20 163L21 164V166L23 165V166H25L26 165V168L24 169V167H23V170L25 171V172H27L29 169H30V165H32V164H30V162L29 163H27L25 160V162L23 163ZM64 160H62V161H64ZM70 160H69V162H70ZM78 160V159H77ZM113 160V159H112ZM212 160H214V159H212ZM211 160V161H212ZM243 160H242V162H243ZM250 159L248 158V161H249ZM2 161H1V163H2ZM61 161V162H62ZM66 161H64V163L65 164H63V162L61 163L62 164V166L64 165V167L66 168L67 166H65L66 165ZM201 161H203V160H201ZM208 161H210L209 159H208ZM208 162L209 164L210 163H212V162ZM217 161V160H216ZM224 161V162H225ZM241 161V160H240ZM260 161H263V159L262 160H260ZM4 162H6V161H4ZM7 162H8V159H7ZM69 162H67V164H69ZM79 162V161H78ZM223 162V161H222ZM238 162V161H237ZM236 162V163H237ZM241 162V163H242ZM247 162V161H246ZM12 163V162H11ZM12 163V165H14ZM53 163V164H52ZM60 163V162H59ZM74 163V162H73ZM76 163V162H75ZM81 163V162H80ZM240 163V164H241ZM20 164H19V166H20ZM25 164V165H24ZM27 164H29V169L27 170ZM72 164V163H71ZM123 164V163H122ZM207 164V163H206ZM216 164V163H215ZM217 164H218V162H217ZM225 164V163H224ZM245 164V163H244ZM5 165H7L6 163H5ZM12 165H10V166H12ZM73 165V164H72ZM221 165V164H220ZM226 165V164H225ZM18 166V168H19V171L21 170L20 169V167ZM38 165H36V169H35V171H37L38 172V170L37 169H42L41 167H37ZM42 166H44V165H42ZM71 166V165H70ZM69 166V167H70ZM209 166V165H208ZM244 166V165H243ZM8 167H9V164H8ZM14 167V166H13ZM32 167V166H31ZM59 167H61V166H59ZM58 167V165H57V169H60ZM18 168H17V170H18ZM46 168V167H45ZM44 167H43V170L45 171V172H47L48 174L47 175H49L50 173L52 174V173H54V174H56L54 171H50V170H53V168L51 169V168H49V167H47V169H45ZM48 168L50 169V170H48ZM72 168L73 169H75L74 168V166H72ZM79 168H82V167H79ZM104 168V167H103ZM105 168H106V166H105ZM210 168V167H209ZM224 168V167H223ZM246 168V167H245ZM5 169H9V168H7V166H6V168ZM39 169V171L40 172H42L43 170H40ZM68 169H70V171L68 170ZM68 169H65V171L63 170V172L65 173L66 171H69V172H71L72 170H71V168H68ZM97 169V166L95 167V168H93V167H87L86 168V170H85V172H93V171H95ZM30 170H34V168L33 169H30ZM77 170V169H76ZM80 170H82V169H80ZM215 170V169H214ZM213 170V171H214ZM218 170H220V169H218ZM233 170V169H232ZM236 170H237V167H236ZM239 170V169H238ZM16 172V177H13V178H16V180H18L17 179V176L19 175V173H22L23 174V171L21 172ZM43 171V173L45 174V172ZM49 171H50V173H49ZM59 172L60 171H62L61 169L60 170H58ZM74 171V170H73ZM71 172V174L72 173H74V172ZM204 171H206V170H204ZM2 172H4V171H2ZM30 172V171H29ZM37 172H35L36 174H37ZM40 172H38V175L40 174ZM58 172V173H59ZM63 172H60V173H63ZM68 172V173H69ZM81 172H83V171H81ZM201 172H203V171H200V173ZM221 172L222 171H219V173L221 174ZM28 173V172H27ZM27 173H25V174H23V175H25L26 177H27ZM30 173H32L33 175H35L36 176V174H34V171L32 172H30ZM63 173V174H64ZM75 173H78V172H76L75 171ZM84 173V172H83ZM204 173V172H203ZM237 173V172H236ZM236 173H234V175H236ZM241 173V172H240ZM18 174V175H17ZM21 174V175H22ZM66 174V173H65ZM64 174V175H65ZM70 174V175H71ZM242 174V173H241ZM37 175V176H38ZM46 175V174H45ZM67 175V174H66ZM75 175H77V174H75ZM80 175H82L81 173H80ZM84 175H85V173H84ZM142 176H144L143 174H141ZM206 175V174H205ZM237 175H239V174H237ZM4 176V175H3ZM6 176V175H5ZM25 176H23V177H25ZM28 176H30V174H28ZM34 176V177H35ZM36 176V177H37ZM40 176V175H39ZM42 176H43V174H42ZM42 176H40V177H42ZM60 176H62L61 174H60ZM74 175H72V176H69V177H73ZM86 176V175H85ZM122 176V175H121ZM199 176H200V174H199ZM202 176V175H201ZM213 176V175H212ZM12 177V176H11ZM22 177V178H23ZM25 177V178H26ZM35 177V178H36ZM38 178L37 180H40L41 178ZM43 177H45V176H43ZM43 177H42V179H43ZM63 177V176H62ZM67 177V176H66ZM79 177V176H78ZM238 177V176H237ZM237 177L235 176V178L237 179ZM22 178H20V180L22 179ZM32 178L33 177H30V179L32 180ZM34 178V179H35ZM75 178H76V176H75ZM123 178H124V176H123ZM144 178V177H143ZM199 178V177H198ZM197 178V179H198ZM201 178V177H200ZM241 178V177H240ZM24 179V178H23ZM29 179V178H28ZM28 179L26 178V180L24 179L23 181H25L26 182V184H27V181H28ZM45 179V178H44ZM43 179V180H44ZM47 179H48V177L46 176V181H47ZM81 179H84L83 178V176L81 177ZM147 180H148V178H146ZM145 179V180H146ZM196 179V180H197ZM202 179V178H201ZM200 179V180H201ZM235 179V180H236ZM8 180V179H7ZM30 180V182H32ZM37 180L35 181V182H37ZM42 180V181H43ZM124 180H126V177H125V179ZM198 181V182H201V181ZM203 181H204V178L202 179ZM234 180V181H235ZM2 181V180H1ZM13 181V180H12ZM22 181V182H23ZM45 181V180H44ZM83 182L85 181V180H82ZM150 181V182H149ZM149 181H147L148 183H147V185L148 184H153L154 185V183H151V181L152 180H149ZM237 181V180H236ZM242 181H243V179H242ZM245 181V180H244ZM21 182V183H22ZM38 182H40V181H38ZM129 182H131V181H128V183L127 184H129L130 185V187L132 188L133 187V190H131L132 191V193H133V191H135V193L136 192H139L138 190L139 189H137L135 186H137L136 184H135V186L133 185H131V184H133L132 182H131V184L129 183ZM206 182V181H205ZM238 182V181H237ZM236 182V183H237ZM1 183V182H0ZM16 183V182H15ZM24 183V182H23ZM22 183V187H23V184ZM41 183V182H40ZM39 183V184H40ZM44 184V186L45 187H47L48 185H49V183L47 182L46 183V185H45V182H43ZM90 183V182H89ZM89 183H84L83 185L85 186V184H88L89 185ZM145 183H146V181H145ZM187 183V182H186ZM239 183V182H238ZM242 183V182H241ZM240 183V184H241ZM244 183V182H243ZM242 183V184H243ZM247 183V182H246ZM246 183H245V187L244 188H246ZM10 184H14L13 182L12 183H10ZM32 184H33V182H32ZM38 184V185H39ZM187 184H190V183H187ZM19 185V184H18ZM17 185V186H18ZM30 185V184H29ZM35 185H37L36 183L34 184V187H35ZM41 185H42V183L39 185V187L40 188H42L43 190V192H44V190L45 191H47L46 190V188L45 187H41ZM153 185H151L152 187H153ZM180 185H182V184H180ZM202 185V184H201ZM250 185V184H249ZM248 185V186H249ZM25 186V185H24ZM50 186V185H49ZM156 186H158V185H156ZM184 186V187H183ZM241 186V185H240ZM247 186V187H248ZM27 187H30V186H26V188ZM37 187V186H36ZM83 187V186H82ZM145 187H146V184H145ZM148 187H150L149 185H148ZM152 187H151V190H152ZM178 187H181V186H178ZM192 187H193V185H192ZM139 188V187H138ZM141 188V187H140ZM162 188H164V187H162ZM161 188V189H162ZM194 188V187H193ZM136 189H137V191H136ZM145 189V188H144ZM144 189H140L142 192L144 191ZM147 189V188H146ZM150 189V188H149ZM155 189H157V190H155ZM166 189V188H165ZM164 189V190H165ZM242 189V188H241ZM246 189H250V188H246ZM15 190V189H14ZM17 190V189H16ZM24 190V189H23ZM23 190H22V192H23ZM35 190H37L36 188H35ZM41 190V189H40ZM39 190V192H41ZM49 190H50V188H49ZM153 193H154V195L156 194L155 192L156 191H158L159 189L158 188H153ZM163 190V189H162ZM176 190H179L178 192H180L179 194L180 195H178V196H181V198H179L181 201L183 200L184 202L183 203H187L188 205H191V206H193V204H190V203H193V202H195L196 200H195V197H196V195H195V193H193L192 192V189H191V186L189 187V186H187V185H185V184H183L182 185V188H180V189H176ZM2 191V190H1ZM140 191V194H142V192ZM146 191V190H145ZM144 191V192H145ZM148 191V193H149V195H151L152 193H150L149 192V190H147ZM198 191V190H197ZM196 191V192H197ZM24 192L26 193V190H24ZM36 193H37V191H35ZM38 192V193H39ZM50 192V191H49ZM48 192V195H50V193ZM143 192V193H144ZM13 193V192H12ZM24 193V194H25ZM146 193V192H145ZM144 193V194H145ZM158 194H156V195H158V200H160L159 198L161 197H159V192H157ZM162 193H164V191L162 192ZM162 193H161V195H162ZM175 193H176V191H175ZM5 194V193H4ZM11 194V193H10ZM41 194V193H40ZM52 194V193H51ZM134 194V193H133ZM139 194V193H138ZM178 193H176V195H177ZM13 195V194H12ZM16 195V194H15ZM29 195V194H28ZM33 195V194H32ZM143 195V194H142ZM146 195V194H145ZM145 195H143L142 197L144 198V201L146 200L145 199V197L147 198L148 196H145ZM156 195H155V197H156ZM11 196V195H10ZM22 196V195H21ZM27 196V195H26ZM40 196V195H39ZM45 196V195H44ZM139 196L140 195H138V197H137V194H136V199H138L139 198ZM145 196V197H144ZM152 196H153V194H152ZM5 197H6V195H5ZM42 197H43V194H42ZM141 197V196H140ZM141 197V199H138L137 200V202L139 203V200H142L143 198ZM154 197V196H153ZM165 197V198H164ZM166 197H168V199H170L171 197H169V192H168V195L166 196H163L162 195V198H164V202H166V200L165 199H167ZM176 197L177 196H174V198H173V200L172 201H174L175 199H176ZM11 198H12V200H13V198L14 197H12L11 196ZM45 198H47V196L45 197ZM44 198V199H45ZM152 198V197H151ZM150 198V199H151ZM40 198L38 197V200H39ZM48 199V198H47ZM135 199V200H136ZM148 200H150L149 199V197L147 198ZM177 199H178V197H177ZM177 199L175 200L176 202H177V205L179 204L178 203V201H177ZM49 200V199H48ZM48 200H44V201H48ZM148 200L146 201V202H148ZM154 200H156V198L154 199ZM42 201H43V198H42ZM43 201V203H45ZM153 201V200H152ZM172 201H169L170 203H172ZM181 201H180V204H181ZM52 202H55V201H53L52 200ZM140 202H142V201H140ZM149 202H151V200L149 201ZM156 202V201H155ZM162 202V201H161ZM176 202H174V203H176ZM199 202V201H198ZM27 203V202H26ZM25 203V204H26ZM166 203H168V201L166 202ZM173 203V204H174ZM29 204V203H28ZM39 204V203H38ZM37 204V205H38ZM140 204V206H141V203H139ZM179 204V205H180ZM187 204H184L185 206L187 205ZM195 204V203H194ZM31 205H33V206H35L34 205V202H33V204H31ZM44 205V204H43ZM57 205H58V203H57ZM176 205V204H175ZM183 205V206H184ZM29 206V205H28ZM33 206H31V207H33ZM40 206H41V203H40V205H38V206H36V207H38V208H40ZM45 206V205H44ZM47 206V205H46ZM59 206V205H58ZM199 206V205H198ZM48 207V206H47ZM137 207V206H136ZM180 207V206H179ZM188 208H191V207H189V206H187ZM200 207V206H199ZM199 207H195V211L197 210V208H199ZM30 208V207H29ZM45 208V207H44ZM132 208V207H131ZM183 208H185V207H183ZM32 209V208H31ZM36 209V208H35ZM41 209V208H40ZM38 210V209H36L37 211L36 212H38V211H41V210ZM134 208H132V209H128V210H125L124 211V218H128V217H130L131 216V214H132V212L134 211L133 210ZM32 210H34V209H32ZM49 210V209H48ZM53 210V209H52ZM44 211H46L47 212V209H45ZM53 211H55V210H53ZM60 211V210H59ZM46 212H43V213H45V214H43V215H46V214H49L48 212L46 213ZM53 213V212H52ZM51 213V214H52ZM172 213V212H171ZM175 213V212H174ZM193 213V212H192ZM42 214V213H41ZM53 215V214H52ZM123 216H122V218H123ZM195 217H197V216H195ZM194 217V218H195ZM176 218L177 217H175V221H176ZM194 218H193V220L192 221H194ZM139 219V218H138ZM166 219V218H165ZM178 219V218H177ZM208 219V218H207ZM202 220H203V218H202ZM196 221V220H195ZM199 221V220H198ZM207 221V220H206ZM209 221V220H208ZM215 221V223L214 224H216V227L218 228V226L220 227L221 225H220V223H221V221H220V223H219V225H217L218 223L216 222V220H213V222ZM169 222H171V220L170 219H168L167 218V223H169ZM173 222V221H172ZM211 222V221H210ZM133 223V222H132ZM174 224L172 225V227L174 228V225L177 223H175V222H173ZM193 223V222H192ZM203 223H205V221L203 222ZM207 223V222H206ZM205 223V224H206ZM115 224V223H114ZM160 224V220H159V218L157 217V216H151V217H149L148 219H147V226L148 227H156L157 225H159ZM209 224V223H208ZM211 224V223H210ZM209 224V226H211ZM101 225V224H100ZM176 226V225H175ZM208 226V225H207ZM114 227V226H113ZM189 227V226H188ZM101 229H100V233H99V236H97V241H99V243H100V245L101 244H105V243H112L115 239H116V235H117V233H116V231H114L111 227H110V225L108 224V222L107 223H103L102 224V226L100 227ZM116 228V227H115ZM178 228V227H177ZM208 228V227H207ZM215 228V227H214ZM188 229V228H187ZM173 230H175V229H173ZM176 231V230H175ZM188 231V230H187ZM209 231V230H208ZM212 230H210V232H211ZM221 232V231H220ZM215 233V232H214ZM139 234H143V230L142 231H140L139 233H138V235ZM222 234V233H221ZM225 235H227V234H225ZM225 235H224V237H225ZM219 237V236H218ZM217 238V237H216ZM228 238H230V237H228ZM227 239V238H226ZM226 239H224L225 241H223L222 240V242H224V247L225 248H223L222 247V245H221V247L224 249V251L226 252L227 251V249H226V246H225V244H226V242L228 241H230V240H226ZM231 239V238H230ZM69 240V239H68ZM212 240H215V239H213L212 238ZM218 240H219V238H218ZM232 241V240H231ZM206 242V241H205ZM233 242H234V244L236 243L235 241H234V239H233ZM203 244H204V242H202ZM207 243V242H206ZM220 243V242H219ZM231 243V242H230ZM230 243H227V244H230ZM232 244V243H231ZM240 244V243H239ZM98 245V244H97ZM111 245V244H110ZM216 245V244H215ZM104 246H109L108 244H106V245H104ZM204 246H206V245H204ZM212 246V245H211ZM218 246V245H217ZM232 245H230V247H231ZM241 246V245H240ZM221 247H220V244H219V248L221 249ZM236 248H237V245L235 246ZM109 248V247H108ZM202 248V247H201ZM213 248H214V245H213ZM212 248V249H213ZM233 248H234V246H233ZM236 248H234V249H236ZM56 249V248H55ZM209 249V248H208ZM207 248H206V250H208ZM53 250V249H52ZM204 250V249H203ZM209 250H211V249H209ZM216 250V246H215V249H213V251H211V253H213V252H216L215 251ZM222 250V249H221ZM240 250V249H239ZM56 251V250H55ZM59 251V250H58ZM218 251H219V249H218ZM229 251V250H228ZM226 252V253H224L223 251H222V253H220V252H218L219 254H220V256H223V254H229L230 252ZM53 252V251H52ZM51 252V253H52ZM204 252V251H203ZM236 252V251H235ZM238 252H240V251H238ZM56 253V252H55ZM204 253H206V251L204 252ZM210 253V252H209ZM230 254H232V255H230ZM229 255H230V257L231 256H233L234 254L233 253H230ZM236 254V253H235ZM52 255V254H51ZM219 256V257H220ZM234 257V256H233ZM232 257V258H233ZM228 258H229V256H228ZM41 259V258H40ZM39 259V261L41 262V260ZM214 259H216V258H214ZM214 259H212V260H214ZM218 260H219V258H217ZM217 259L216 260H214V262L212 261V263L211 264H213V263H216V264H226L225 262H217ZM234 259V258H233ZM230 260H231V258H230ZM234 260H237L236 258L234 259ZM43 261V260H42ZM61 261H63V260H61ZM45 263V262H44ZM43 262H42V264H44ZM206 263V262H205ZM234 263V262H233ZM232 263V264H233ZM40 264V263H39ZM46 264V263H45ZM208 264V263H207Z\"/></svg>",
	"mask_w": 264,
	"mask_h": 264
}]
</instances>
